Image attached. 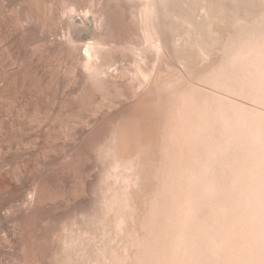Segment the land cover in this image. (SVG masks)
<instances>
[{"label":"bare ground","instance_id":"1","mask_svg":"<svg viewBox=\"0 0 264 264\" xmlns=\"http://www.w3.org/2000/svg\"><path fill=\"white\" fill-rule=\"evenodd\" d=\"M55 1H53V0L42 1L43 6H41V7L43 9V13H42L43 14L42 17H43V21H44V23H43L44 26L43 27L44 28L47 27L49 30H47V32H46V30H44V29H42L40 27V30L41 31L43 30V31L41 32L39 30L40 31L39 33L43 34L44 31H45V33H48V34H45V33L43 34V35H45V37L43 36V38H42V34H41V36H37L38 34L35 31V29H37V28L36 27L34 28L33 25H32L33 28H32V26L30 27L28 24H26L28 26V28H26L25 24L23 25V27H25V29H27V30L29 28H30L29 30L33 29L35 31V32L33 31L34 32L33 35L37 34L36 35L37 37L42 38L41 42L43 41V43H41L39 41V39L37 38L38 41H39L38 42L39 43V46H38L39 49L37 48V44L35 45L36 46L35 48H32V46H33L32 42L34 40V42L36 43V41H35L36 37L32 40L31 37H33V35L30 37L28 35V32H27V35H26L25 34L26 30L22 27L23 23H19V19H18L17 20L18 21V23H17L18 26H19V24H21L20 27H22L23 30H25V31H21L20 30V32H22V33H20L21 34L20 37L23 38V41H21L22 39L20 37H19V40L21 41L20 44L22 43L21 44L22 48H26L27 50L29 49V47H31L32 49H35V50L37 48L36 51H38L40 49L42 51V49H43V53H45V54L47 53V54H49L51 56H54L56 59H58V63H60L59 60H61V63L63 61L66 62V63H62V65L63 64H64V66L69 65V67H68L69 70L68 71H69L70 76H71V80H70L71 86H72V84L74 85V86L70 87V88L74 87V92H73L74 95L71 92V94L74 96V98H72V104H71L72 107L70 106L68 108V105H66L67 106L66 107L65 104H63L65 107L62 105V107L59 109V112H61L63 114H61L59 112H57V113L61 114L64 117V120L67 121L66 123L72 125L73 122H77L79 124V127L77 128L75 126L76 128L73 129L72 127L75 125L74 124L71 127L73 130L70 127H68L72 131L69 132V130H68V133H67L66 136L63 135L64 132H63V134L61 133L62 136L64 137L63 138L64 139V144L63 143L62 144L64 145V147L66 149L65 152H62V153L63 154L65 153V155H67L66 156L67 158L69 156V158L66 159V160H68L67 164H68V167H70V170L75 168L76 172L77 171L80 172V176H78V178L80 177V179L79 180L76 179V180L77 181H80L81 179L82 180L80 181L81 182L80 184L78 183L79 185L76 184L77 181H75L76 182L75 183L76 186L78 185V187H79L80 185H82V187L80 186L81 187L80 190H84L85 192L88 191L87 189L89 187V189H90L89 191H91L90 193H92V194H89V191H88V195H91L94 198V199H92V197L90 198V200L91 199L94 200V204L91 203V204L94 205V210L92 208V206H93L92 205L90 209L87 208L89 210V212L88 211H84V208H83V213H82V212L79 211L80 208H78V207H80V205L78 207L77 206L76 207L79 209L77 211H79L81 216H82V214L84 215L82 217L85 220L83 218H81V219H82V221L84 220V222L89 225L90 231L94 227H96V229L94 231V234H92L93 231H92V233H90V231L87 232L88 229L85 228L86 224L84 223L85 224V227H84V224H82L83 222L80 223L81 221L79 223L82 224L83 226L81 225L80 226L81 228H80L78 226V224H79L78 221L81 220V219H79L77 221V223H75V221H76L75 218L76 217L75 216L74 217L70 216V214H68V212L66 211L67 209H64V208H66L65 206H64V208L62 207V209H64L67 213H65V211H64V213L63 212L61 213V214L65 215V217H64V215H62L65 218V220L63 221V224L61 223L62 222L61 221L60 222L61 225H59L60 218H63V217H61V216L59 217L60 211H62V210L59 209L61 207V205H60V207L57 206L58 203H56L57 202L56 199L60 198L58 196H63V197L67 196V195H62V193H64L65 191L64 192L61 191V194H59V187L60 186H58V181H59L58 179L59 178L61 179L62 177L58 178V174L61 171L60 170L61 168H59V170H57V163H60L61 160L58 159L59 157H56L57 155L56 156L54 155L55 153L53 154V151L55 149L54 150H50V149H52V147L50 145L51 142L48 143V141H47L48 139L46 140V142L50 145V147H49L50 151L48 149H46L47 148L46 146L48 145V144H46V142L43 143L44 144L43 146L46 147L45 148L46 150L42 149V151H41L42 147L39 148V145H38L39 142H37V140L41 136V130H39V127L36 126L37 125L36 121H38V120H36V118H37L39 113L37 114L35 111L34 112H33V110L30 111V109L27 108V104L29 103L28 102V98H25L23 96L21 98L20 97L18 98L16 96L17 94L15 93L16 94L15 95L13 93L12 95H13V97L15 95L14 98L16 99L14 102L17 103L16 105L14 103V105H15L14 108H16L15 109L16 113L15 112L14 113L11 112V113L8 114V112L4 111L3 106L6 104V102H5V101H7L6 99L11 94H9V95L7 94L8 96H5L4 95L5 93L4 94L1 93L2 96L4 95L7 98H5V100L3 98L4 96L0 98V101H1L0 102V142H1V144H0V264H12V263L13 264H102V263L105 264V261L106 262L108 261L106 259L109 257V255H111L112 258L110 257V259L111 260L113 259L112 261H113L114 264H173V263L174 264H176V263L179 264V262H180V264H184V263H182L184 260H186V262L184 261L186 264H189V263H187L188 260H190L191 263L194 260L192 264H197V262H199V260H200V262L202 260L203 264H209V263L212 264L216 260L215 258L217 257V254H214V255H216V256H214L215 258L213 257L210 260V256L211 255L213 256V254H211V255L209 254L210 253V251H209L210 250L209 249L210 246H208L209 250H207V249L206 250L209 251V253L208 252H206V253L208 254L207 258H208L209 262H208L207 259H206L207 260V262H206V260H205L206 253H204L206 250L203 251L204 248H206V246H204V244H203L204 242H206L205 244H207V245H208V241L211 242V243H215L216 241L219 242V240H216V239H219L220 237L218 235H221L223 239L224 238L227 239V240L224 239L225 242L226 241L229 242V240H231V241H234V243H236V242L241 243V242L244 241V243L247 244L246 240H248L251 235H253L254 233L258 234L260 232L259 231L257 232V231L252 230V229L251 230L253 232L252 231H248V229L250 230V227L252 226L251 224L255 223V221H257V219H256L257 217L254 218L253 214L255 215V209L257 211L258 207L254 209V213H253L251 211V209L253 210V208L249 209L250 207L247 208L246 206H249L251 204L252 207H254L253 205H254V202H255V207H256V205H257L256 203H258V196L260 194L259 195H257L258 193L255 194L256 193L255 190L259 189L261 191L264 188L262 186L264 184H261L260 186L259 185H257V186L255 185L257 187L256 188L255 186H253V181H251L252 182L251 187L253 186V187L256 188L255 189V188L252 187L253 190L255 189L254 190L255 193H254L253 196H250V193L252 192V188L249 186L251 189L248 192L249 194L248 193L247 194L250 197H252L254 202L251 200L253 204L249 203V199H248L247 200L248 203L245 201L247 204L244 201H243V203H241L242 200L247 199V198H245V196L247 194H244V196H243V194H241L239 192L240 191L239 187L243 186V185L242 186H239V185L245 184V187H248V186H246V183L249 181V179H253V177H256V176L259 177L258 176L259 171L256 172L257 169L258 170L262 169L260 171V173L264 170V166H263V164H264V120H262V119H264V115H263V111H262L264 109V107H263L264 106V0H260V1L258 0L259 2L257 1L258 3H260L259 4L260 7H258V10L257 9L252 10V8H250V9L249 8L248 9L247 8L246 9H240L239 6L242 5L243 1H247V0H230L232 3L229 2V0L228 1L226 0L227 2L225 0L224 1L221 0L222 3H221V1L219 2L217 0V2H219L220 4L216 3L215 0H210V2L208 0H197V1L194 0V1H196V3H198V5H196V7H192V6L188 7V5L189 6L193 5V3L192 4L188 3L191 0H189V1L183 0L182 2L179 0L180 3H178V4H177L176 0H175L176 3L173 0L170 2L171 4L175 3V6H176V4L179 5V6L181 5L182 8H184V9L180 8L181 12L184 11V12L188 13V15H187V13H186V15H183L184 13L183 14L177 13L179 15L176 14L174 16V17H176L178 19L179 22H181V24L187 26L186 27L187 29H186V31L184 29L183 34L187 35L188 41H187L186 38H184V40L186 39L185 40L186 42H184L183 44H186L188 46L190 45L192 48L193 47L194 48L197 47L198 49H196V51L199 52V54L197 53L198 56H199L198 59L202 58L204 61L210 60L209 61L210 63L206 62L207 64H209V65H207L208 67H203V68L201 66H200L201 68L198 67V68H200V70L203 69V71L201 70L202 72H199L200 70L197 69L198 73L196 72V73L193 74V71L195 72L196 69L192 71V74H193V76L195 78L194 79L192 77V75H190L192 77V79H194V81L197 80V81L201 82L200 85L202 83H204V85L205 84H210L209 87H211V88H212V85L215 86L216 88L218 87L219 89L218 88L217 89L219 91H221V89H222L221 92H223V90L226 91L225 94L229 95V97L232 94V93H229V92H233V93L237 92V93H239L240 96H235V98L239 97V99H240V97H241V95L243 93L244 94L246 93L247 94L246 96H248V101H247V99H245V98H247V97H245V95L242 96L241 98L243 99V97H245L244 98L245 101L249 102V104H251L250 97H253V99L256 101L255 103L258 102L255 106H258L261 103L260 107H263V109L261 108L262 112H258V113H256V115L260 114L261 118L260 117L259 118L262 121H260V119L258 118L259 115L255 116L257 118V122H255V121L254 122L258 123V124H256V125H255V123L254 124L253 123L250 124V125H253L251 127H252V129L254 128V130H255V131L253 130L252 133L249 131L250 127H248V126H247L248 128L246 127V125L247 124L249 125V123L245 122L246 123L245 127L248 129L247 132H245L246 128L242 127V125L244 123H241L242 121H244L243 114L245 115L247 110L249 111L250 108L252 109V106L250 108L248 107V109L245 112H243V109L240 108L241 112H243V113L242 114L239 113V117H242L243 120L241 121V118H240L239 121H241V122H239V121L238 122H235V121L233 122L232 119L235 120V116L233 115L235 113L234 112L235 105H233L234 106L233 107V106H231V104H234V103H228V102H231L230 100H232V99L228 100V98H227L228 102H226V105H225V102H223L224 103V104H222V105H224L223 108L221 107V105H218L219 103L212 108V103H210V102L213 101L214 104H215V103H217L215 101L219 98V100H217V101L218 102L221 101L220 103H222L221 98L224 99L223 96H221V98H220L219 95H217L215 93L216 96H218V97H216L214 93L211 94L206 89L207 92L209 94H211V96L215 97V99H214V97H211L209 94H208L209 95L208 96L207 93L204 92V90L202 91L203 88L200 85H197L196 83H189L190 80H189V82L186 83L184 79H186L187 77H185L183 79V76L181 77L182 74L180 75V77H181L180 79H182L186 84L183 81H182L183 84H181L182 82H180V80L176 79V77H175V80L176 81L178 80L177 83L180 82L181 85L185 84L184 86H181V87L179 86V84H178L179 87L175 85L174 87H178V88H175V89H172L173 84H174L172 82H176L175 80H173V81L171 80L172 82L170 81L172 84L171 83H167L169 85V87H168V85L166 83H164V85H161V83H163V82L159 83V82H157L158 80L156 81V77H154V74H155L154 72H157L156 66L159 64V62L163 58V54L168 53L166 51L165 53L162 54V49L161 48H163V51L167 50V48H164L165 47L164 45H163L164 47H161L162 45H157V41L158 42H162L164 39L167 38L164 35L167 32L163 34V31H165V30H163L161 32L163 27H162V29H160L158 27L157 23H156L158 20L161 19V14H159V15L156 14V13H161L160 11L156 12L157 11V9H156V11L154 10L156 15L152 14L154 16V18L156 19V22H154V24L156 23L157 27H155L154 25L151 26L150 24L148 26L147 25L148 23L147 24L145 23V21H147L148 19L145 20V17L143 19L139 18V16H138L139 15L138 14L139 11L137 12L138 15L135 14V15H132V17H130L132 22L131 21H127L126 20L127 18L124 15L125 21H127L128 23H133V24H129V25H131V27L134 28V30H132L133 28L131 29L132 31H134L133 33L135 34L134 38H136V41H139V40H137L138 37H139L140 42H139V44H137V42L135 44V43H133L134 41L133 42L130 41V40H132L130 37L133 36V33L131 31H129L131 27L128 26V25H127L128 26L127 27L124 24L125 28L126 27L127 28L130 27L129 30H126V32L129 31L130 34L132 33L131 34L132 36L130 35V37H129V35H128L127 37H129V39H130L129 41L130 42L122 41V42H124V44H123V43H121L120 39H118V37L120 38L121 35L120 36L118 35L117 37L115 35L114 36L113 35H109L108 36V34L111 33L110 31L112 30V27H113V24H114V22H113L114 20L113 19H115L118 15L117 16H115L113 14L108 15L107 14L108 12H106V9L104 10L102 7H100L101 5L103 6V1H101L102 4L100 5V2L98 0H92V1L90 0L91 1V3H90L91 5L89 4L90 6L89 7L87 6L85 8L82 7V6H84L83 4H82V6H80V4H77L78 2H76L74 0H59V1L57 0L56 3L59 2L58 4H56ZM119 1L117 0V2H119ZM140 1H142V0H140ZM148 1H150V0H148ZM168 1L169 0H167V2ZM184 1H187V2H184ZM194 1H192V2H194ZM240 1H241V3H240ZM36 2H37V0H36ZM38 2H39V0H38ZM84 2H85V0H84ZM133 2H135V1H133ZM152 2H153V0L150 2L151 3L150 5H152ZM159 2H160V0H159ZM237 2L240 5L236 4ZM247 2H245V3H247ZM4 3H6V2H4ZM138 3H139V1H138ZM166 3H164V4H166ZM226 3L229 4V5H233V3H234L236 5L230 7ZM11 4H12V2H11ZM153 4L157 8V4L154 3V2H153ZM161 4H163V3H161ZM168 4H169V2H168ZM248 4H247V7L250 6V4H252V3H248ZM2 5H4V7H5V4H1V6ZM32 5H33V3H32ZM121 5L122 4H120V6ZM254 5H255V3H254ZM108 6L114 7L112 5H108ZM116 6H119V5H116ZM137 6H139V5H137ZM154 6H153V8H154ZM237 6H238V8H236ZM41 7L39 9H41ZM125 7L121 8L122 12H123V9ZM251 7H253V6H251ZM256 7L257 6H255V8ZM17 8H18V6H17ZM32 8H33V6H32ZM105 8H106V5H105ZM140 8H138V9H140ZM144 8H143V11H144ZM150 8L151 7L145 8V9L147 10V9H150ZM153 8H152V10H153ZM165 8H168V6H166ZM165 8H162V9H165ZM241 8H243V6H241ZM108 9H110V7ZM170 9H171V7H170ZM172 9L174 10V8H172ZM19 10H17V11H19ZM34 10H35V7H34ZM110 10H112V9H110ZM113 10H114V8H113ZM173 10H168V11H170V12L172 11V13H173ZM23 11H24V9H23ZM30 11L28 12V14H30ZM134 11H135V9H133L132 12H134ZM189 11L191 12L190 14L193 15L192 18H191L192 15L191 16L189 15ZM31 12H33V11H31ZM109 12L112 13L111 11H109ZM144 12H141V13H144ZM149 12H147V13H148V15L150 14L149 17H151V13H149ZM162 12H164V11H162ZM241 12L243 13V16H242L243 18H241V15H242V14L240 15ZM23 13L25 14V12H22V14ZM117 13H118V10H117ZM28 14H26V15H28ZM130 14H132V13H130ZM220 14H221V17L224 15L221 18L223 20H221L219 18L220 19L219 21H222L223 25L220 26L222 24L221 22H220V25L219 24L218 25L221 27V30H222V27L224 25H226L225 26L226 28L223 27V28H225V31L227 32L226 35H223V34H225L224 30H222L223 34H221V32L219 31L220 29H218L219 26L216 25L217 22H218V17H220ZM226 14H227V16H226ZM236 14H237V16L239 15L237 18H236V16H234ZM16 15H17V13H16ZM37 15H38V13H37ZM140 15L143 16L142 14H140ZM173 15H171V13L168 14V16H172V17H173ZM215 15L218 16V17H216ZM228 15L234 16L233 19L230 16L232 20H228V22L231 21L229 23L227 22L229 25L227 23L224 24L225 23L224 21L228 19V18L226 19L225 17H229ZM244 15H246V16L244 17ZM247 15L248 16L251 15L253 17H248ZM18 16H19V14H18ZM113 16H114V18H113ZM163 16H165V15H163ZM163 16H162V18H163ZM1 17H3V16H1ZM119 17H122V16H119ZM174 17L172 18L173 20H175ZM10 18L12 19L13 17H10ZM28 18L33 21V17H31V18L28 17ZM146 18H148V17H146ZM154 18L151 21H153ZM170 19H171V17H170ZM177 19L175 21H177ZM197 19H199V21ZM31 20L28 21V19H27L26 23L31 24ZM118 20H117V22H118ZM162 20H161V23H159L160 21L158 23L162 24ZM57 21L59 22L58 25L62 26L64 28V30L66 31L65 32L66 35L65 36L62 35L63 32L60 31L62 29V27H59V28H61V29L58 30V31H60V34H59L58 31H53V32H55L53 34V35H55L54 38H53L52 29L55 30V28H52L50 30V27H48V25L52 27L53 22H54V25H56L55 23ZM115 21H116V19H115ZM167 21H168V19H167ZM172 21H170V22H172ZM232 21H233V23H232ZM12 22H14V21H12ZM34 23H36V22H34ZM34 23H32V24H34ZM119 23H120V21H119ZM150 23L152 24L153 22H150ZM173 23L175 24L174 21H173ZM173 23H171V24L174 25ZM230 23H231V26H230ZM50 24H52V25H50ZM114 25H117V23L114 24ZM165 25H169V23L165 24ZM15 26H12V27H15ZM40 26H42V25H40ZM122 26H123V24H122ZM175 26H174V28L171 26L172 29H174V31L176 29H178V28H175ZM217 26H218V28H217ZM116 27L117 26H114V28H116ZM180 27H182V26H180ZM47 28H45V29H47ZM114 28H113V31H114ZM157 28H159V30ZM227 28H229L228 29L229 31L226 30ZM12 29H15V28H12ZM119 29L120 28H118L117 30H119ZM166 29H167V26H166ZM216 29H218V31L220 33ZM169 30H171V29H169ZM179 30H180V28H179ZM18 31H16V32H18ZM37 31H38V29H37ZM113 31H112V34H113ZM117 32H119V31H117ZM121 32H123V31H121ZM172 32H173V30H172ZM30 33H32V31ZM124 33L125 32H123L122 35L128 34V32L126 34H124ZM180 33H181L180 35H183L182 31ZM118 34H121V33H118ZM220 34H221V36L223 35L225 37L220 38L218 36ZM13 35H15V34H13ZM50 35H51V38H50ZM116 35H117V33H116ZM180 35H178V36H180ZM186 35L183 36V37H186ZM3 36H6V35H3ZM28 36L30 37L29 40H28V38H29ZM110 36H113V37H110ZM195 36H198V37L193 39V37H195ZM183 37L180 36V38H182V39H183ZM9 38H11V37H9ZM121 38H123V36H121ZM170 38L172 39L173 37H170ZM177 38L174 36L172 41L174 39H177ZM215 38H216V41H214ZM217 39L219 41H221V43H222V45L220 47H219L220 43L217 41ZM126 40H127V38H126ZM184 40H182V42ZM28 41H29V43H28ZM165 41H169V40H164L163 43ZM172 41L169 42L168 44L174 43V45L173 44H171V45L174 46L175 48H178V46L176 47L175 45L177 43L179 45L180 41L178 40L179 42H177L176 40H174V41H176V43L172 42ZM23 42L24 43H28V44L31 43L32 45L30 44L31 46L29 45V47L27 48V46H26L27 44H23ZM215 42H217V44L218 43L219 44L216 45ZM16 43H15V45H16ZM168 44H167V46H168ZM211 44L212 45L213 44L216 45L214 47V50H217V49L220 48L219 54H221V55L217 54L218 52L215 53V55L217 54L220 57L219 58L216 55L218 58L217 57H214V58H216L217 60H214V58L212 57V53L214 55V52H212V51H214V50L209 51L210 48L211 49L213 48ZM23 45L26 46V47H23ZM41 45H42V47L40 48ZM181 45H179L180 49L183 46L185 47V45H183L182 47H181ZM0 46H2V45H0ZM207 46H210V47L208 48ZM217 46L219 48H217ZM123 48H125V51L129 50L133 54V56L135 57L134 61L136 62V64H140L139 66H141V67L143 66L142 69L146 68V70L143 71L141 69V67H139V66H138V68H140V69L137 70V68L135 67L136 69L135 68L134 69L139 71V74L135 72L133 75H130V73L128 74L126 71L122 70L121 68L125 67L124 66L125 64L122 67H120L122 65L121 64L122 63V61H121L122 56L120 58L115 53L118 52V54H120V52H121L120 50L123 49ZM186 48H187V46H186ZM1 50H3V49H1ZM184 50L185 49H183V52H184ZM24 51H25V49H24ZM176 51H177V49H176ZM40 52L38 51V55H40L39 54ZM8 53H10V52H8ZM30 53H31V51H30ZM191 53H195V52H191ZM186 54L187 53H184V55L181 57V59L178 58V60H181L180 61L181 65L183 64L185 67L187 65L190 66L188 60H191L189 58V53L187 54V57L189 59L184 57ZM31 55L30 56L32 58L36 57V55L34 56V54H31ZM126 57H128V56H126ZM210 57H211V59H210ZM20 58H22V57H20ZM32 58H31V60H32ZM191 58H193V57H191ZM15 59H17V58L15 57ZM24 59H25V57H24ZM130 59H132V58H130ZM194 59H195V57H194ZM206 59H208V60H206ZM212 59L214 61H212ZM4 60H6V59H4ZM23 60H22V63H23ZM49 60L51 61L52 58L49 59ZM164 60H166V57L164 58ZM124 61H126V60H124ZM131 62H133V61L131 60ZM131 62H130V64H131ZM6 63H8V62H6ZM31 64L33 65V63H31ZM39 64H41V63H39ZM65 64H67V65H65ZM162 64H163V61H162ZM178 64H179V62H178ZM192 64H194V63H191V66H192ZM30 65H28V66H30ZM32 65L30 66L31 68H32ZM35 65L38 66V64H35ZM49 65H50V63H49ZM131 65H133V64H131ZM204 65H205V63H204ZM202 66H203V64H202ZM23 67H24V64H23ZM50 67H52V66H50ZM127 68H129V67L127 66ZM160 68H161V66H160ZM169 68L170 67L168 66V69ZM187 68L188 67H186V70H187ZM33 69H31V70H33ZM41 69H43V67ZM41 69L38 71L39 73H40ZM55 69H57V68H55ZM189 69H191V67H189ZM3 70H5V69H3ZM28 70L29 69H27V72H29ZM34 70H36V69H34ZM45 70H48V69H45ZM140 70H142L143 72H140ZM175 70H177V68ZM63 71H65V68H64ZM173 71H171V72L174 73ZM5 73H7V72H5ZM158 73H160V72H158ZM164 73H166V72H164ZM164 73L162 74L163 76H164ZM25 74H27V73H25ZM35 74H36V71H35ZM190 74H191V72H190ZM31 75H33V74H30L29 76H31ZM36 75H38V74H36ZM47 75H48V72H47ZM41 76H43V75H40V79L39 78H37V79H39L41 81L43 80L42 83L46 82V88L42 86L43 89L44 90H46L47 88L51 89V87L49 88V86L52 84V82L50 81V83L48 84L49 81L46 80L48 78L45 79V77H47V76H45V77L43 76L44 78L41 77ZM9 77H11V75ZM9 77H7V78H9ZM20 77H19V80H20ZM36 77H38V76H36ZM231 77H235L233 80L234 81L237 80V81L236 82H233V80L229 81V80H231L230 79ZM29 78H32V76L29 77ZM4 79H6V78H4ZM17 79H18V77H17ZM69 79H70V77H69ZM19 80H17V81H19ZM31 80L32 79H30V81ZM164 80L165 79H163L162 81H164ZM58 81H56V82L54 81V84H57ZM197 81H195V82H197ZM7 82H8V80H7ZM7 82H6V85H8ZM156 82L162 87V89L157 88L158 85H157ZM164 82H167V81H164ZM229 82H230V84H229ZM231 82H233V86L231 85ZM8 83L11 84L10 81ZM235 83H236L237 86H234ZM34 84H37V81ZM34 84H33V86H34ZM60 84H57L54 87L59 89L58 86ZM14 86H16V85H14ZM17 86H18V84H17ZM206 86L207 85H205L204 87H206ZM19 87H21V86H19ZM54 87H52V89H54ZM166 87H168V88L165 89ZM70 88H69V90H71ZM169 88H171V89H169ZM28 89H30V88H28ZM40 89H42V88H40ZM212 89H214V88H212ZM6 90H7V88H6ZM44 90H43V92H44ZM218 90H217V92H218ZM12 91H13V89H12ZM21 92H22V90H21ZM21 92L19 94H22ZM45 92H44V94L46 96V94L48 92L47 93H45ZM26 93H28V92H26ZM203 93L205 95H207V96H205L206 98H204V94ZM38 94H40V93H38ZM61 94L62 93H60V95ZM23 95L25 96L26 94H23ZM34 95H36V94H34ZM11 96L9 98H12ZM28 96H30V95H28ZM69 96H70V92H69ZM233 96L234 95H232V97ZM51 97H53V95ZM208 97H210V98H208ZM9 98H8L9 101L7 102V104L9 102H13ZM14 98H13V100H14ZM42 98H43V95H42ZM1 99L4 100V101H2ZM249 99H250V101H249ZM253 99H252V103L254 102ZM63 100H65V99H63ZM204 100L206 102L207 101H209V102H207L206 105H205V101ZM29 101H30V99H29ZM237 101H239V100H237ZM2 102H5V104L2 103ZM52 102H54V101H52ZM30 103H31V101H30ZM208 103H210L211 105L207 106V105H209ZM235 103H236V101H235ZM240 103H238V104H240ZM35 104H36V102H35ZM238 104H236L237 105L236 106L237 109L239 107H242V103H241V106H239ZM29 106L32 107V104H30ZM49 106H50V104H49ZM216 106H218V107L220 106L219 107L220 111L221 110L224 111V108H226L225 112L224 113L223 112H219V110H217L219 108L216 107ZM225 106H228V107H225ZM244 106H243V108H244ZM246 106H247V104H246ZM53 107H54V105H53ZM232 107H233V111H232ZM73 108L77 109V113L76 114H74V109ZM49 109H51V108H49ZM226 110L228 112H226ZM254 110L257 111V109H255V108H254ZM45 111L47 112V109ZM50 112H51V110H50ZM230 112L231 113L233 112L231 114L233 116H231L229 114ZM238 112L236 111V113H238ZM219 113H222V114H219ZM225 113H226V115H225ZM247 113L248 114H246V115L249 116L250 111L247 112ZM223 114H224V116H223ZM227 114H229L230 116L229 115L227 116ZM251 114L255 115L254 111ZM44 115H45V113H44ZM46 115H47V113H46ZM51 115H52V113H51ZM250 116H249V118H250ZM32 117H34L33 118L34 119V123L33 122L30 123L31 121L29 119H31ZM54 117H52V118H54ZM58 117H60V116H58ZM58 117H56V118H58ZM239 117H237L236 119L238 120ZM249 118L246 119V120H248L249 122L252 121V119L250 118V120H249ZM59 120H58V122H59ZM64 120L62 122H64ZM254 120H256V119H254ZM41 121L44 122L42 119H41ZM237 123H239V124L241 123V125H239V126L242 127L241 128L242 130L239 128L238 132H236V133H238V134H236V137H238V140H239L238 143L239 144L237 143V145L236 144L235 145L238 146V147L242 146L241 148L244 147V150L247 151V149L245 147V145L247 143H245V142L250 141V137H251L250 144L252 146H254V147L256 145V150H254L255 151L254 153L257 155V158L259 157L258 160H260L259 161L260 165L262 163L261 166L263 168H261V166L259 165L258 160H256L257 163H258L257 165H259V166L258 167L256 166V171L252 172V173L256 172L257 175L255 174V176H254V174L252 175V173H251V171H253L252 169H251L250 172H247L250 169L249 166L250 167L253 166V165L251 166L252 163L250 161H248V158L250 159V157L247 155L248 158L246 157V160L242 159L243 161L245 160V163H246V161L249 162V165H246L247 164L246 163L243 166H248L246 173L247 174L248 173L251 174V175L248 174V177H250V176H253V177L252 178H248V179L245 178L248 181L245 182V183H244V181H241L240 183H238L239 185L235 184L236 183L235 181H237V180L233 181L235 185L233 184V182H231L232 186L233 185L234 186L237 185V187H235V189L237 188L239 191L238 190H236V191H238L239 195L241 194V196L244 197V198H242V200H241V196H239L240 197V201L238 200L239 197L237 198L236 195H234L236 197L230 196V198L231 197L233 199L237 198L236 201H238L239 204L241 203V206L246 204L245 208H247V210L249 209L252 212V216L250 214L251 212L249 210L246 211V209L244 207H242V211H243V209H245L244 211H246L247 213L240 215L241 206H238V205H237L238 208L240 207L239 208L240 212H238L239 210L236 207V205H234V206L232 205L233 207L237 208L236 209L237 213H235L234 210H233L232 213H230L232 211L231 210L232 208L231 209L228 208V211L230 210V212L229 213L227 212V213L230 214V215L234 214V215H236V217H237V215L238 216L240 215L239 217H237L238 220L233 215L235 217V219H236L235 221L233 220L234 223L236 221L239 222L242 219L240 217L241 216L243 217L244 215L246 216L247 214L250 215L249 218L251 217V219L254 218L256 220L254 221L252 219L251 221H249V218H248V220L245 219V218L248 217V215H247V217L244 216L243 219H245V221L247 220V221L251 222L250 224H249V222L247 223V222L243 221V219L240 221V222L243 221L242 223H244V224L247 223V224L250 225L249 227L246 226L247 224L244 225L245 228H247L246 230L248 231V233L252 232L251 235L248 234V238L246 236H244V238L245 237L247 238L246 240L245 239L243 240L242 237L245 234L247 235V233H246L247 231L245 232V228L242 226V224H240V222L239 223L237 222L238 225L236 223L233 224V228L231 226H228V227H230V229L232 230V229L235 228V226L238 228V226L241 225V227L243 228L242 231L240 230V227H239L240 231L238 229L236 231H237V233H238V231H239V233L240 232L243 233V231H244V234L242 236H240V235H236L237 233L235 232V234H233V235H236V236H232L231 237L230 229L227 228V225H230L229 224L230 222L228 221L229 223H226L227 224L226 226L222 225V228H224V230L227 228V230H229L228 232H230V233H228L229 236L231 238L234 237V239H231V238L228 239V237L226 236V234H227L226 231L227 230H225L226 234L223 233V232L221 234L220 233L219 234H215L217 232H214V234L216 236H218V237H215L216 238L215 239L212 236V238H213L212 240L215 241V242L214 241L212 242V240L210 241L211 238H209V236L213 235V232H211L212 234L210 233L211 235H208L209 232H207L208 231L207 230V228H208L207 226H211V227L215 226L216 227L215 229H217V231L219 229V231H220L221 223H219L220 227H217L218 225L217 224H213V223H215L216 221L218 222L222 218L227 217V213H226V216H224L222 214L221 208H220V211L218 210V208H219V207H217L219 205L218 204L216 206L217 208H215V207L214 208L218 210V213L221 212L220 215L222 214L224 217H221L216 212L215 215L216 216L218 215L217 217H219L221 219L217 220L218 218L214 217L216 221L213 222V219L210 218L208 220V218L203 217V216L206 215V214L203 215L204 213L202 214L203 216H201V215L198 216V213H201L203 208L201 209V211L199 210L200 212H198V211H195V209H194V208H197V206H196V207L193 208V213L192 212H187V211H190L192 209V208H190V206L188 204V203H190V205H191L193 203L192 201L187 202V204L185 205V206H187V208L185 206H183V205L185 204L186 201H189L188 197L192 196V195H190L191 194L190 189H192L190 187L193 185L194 181L193 182H191V181L194 178L197 179L198 176L200 177L201 173L205 172V174H203L204 176L206 174L209 175V173L212 172L211 170L213 168L211 166H215L214 163L212 165V163H209V162L215 161V159H218L219 157L221 158L223 156L222 154L224 153V151H222V150H225V152H226V150L228 151V149H226V148L222 149L223 145H221V148H220L221 150L218 149L220 147L221 142H222L219 139L220 138L223 139L222 137H220V135L224 136V140H225V138H227L228 141L231 140L232 138L235 141L237 140L236 137L231 135L234 132V130H233L234 127L233 126H235L237 128V126H238ZM45 124H47V123H45ZM28 125H30V126L28 127ZM53 125H52V123L50 124L51 127ZM254 126H256V127H254ZM58 127H57V129H58ZM29 128H31V129H29ZM48 128H49V126H48ZM62 128H64V127H62ZM60 129H59V131H60ZM26 130H30V132L33 134L30 137L34 138V141L31 142V143H28V144H27V142H28L27 140L28 139H26V137H27L26 136ZM43 131L45 132V129ZM65 131H66V129H65ZM242 131H244L245 133H243ZM51 132L54 133L55 131L51 130ZM51 132H49V133H51ZM217 132L220 133V135H218ZM248 132H250V133H248ZM49 133H48V135H49ZM45 134H47V133L45 132ZM51 134H50V136H51ZM59 134L60 133H58V137H60ZM247 134H249L248 135L249 139L247 141H245L247 139L246 138ZM50 136H49V139H50ZM217 136L220 137L218 139L220 141V143L217 140ZM229 136H231L232 138L230 137V139H229ZM41 137H43V136H41ZM44 137H46V135ZM44 137H43V140L45 139ZM56 138H57V136H56ZM66 138H68V139H66ZM252 138H254L253 140H255V141H253ZM25 139H26V143H24ZM63 139H62V141H63ZM50 140H52V139H50ZM39 141H41V140H39ZM62 141H60V142H62ZM228 141L227 142L225 141L224 143L229 144L231 142L230 141L228 143ZM235 141H233L232 143H234ZM252 141H253V143L256 142L255 145L252 144ZM86 143L89 144V146L92 145L94 147L92 150L95 149L94 150L95 152L93 151L94 155H93L92 159L95 160V158H96L98 164L100 165L98 167V169H97V166H98V165L96 166L97 162H94V160H93V162L96 163V164H94L96 167L93 165L92 168L95 167L98 171L94 170V168H93L94 173L96 171V172H98L97 175H99V177H97V175H95L96 173L94 174L96 176V179L98 178L97 179L98 181H95V182H94V180H92V179H94L93 178L94 177L93 174H92V176H93L92 178H91L90 173H89V175H87V173L89 171L88 170V168H89L88 166L90 165V163H92V161H91L92 159H89L90 156H88V154L86 155V148L88 146ZM244 143H245V145H244ZM231 145L232 144H229V145H226V146H227V148H230L228 146H231ZM56 146L54 148H56ZM231 148L233 149L232 146H231ZM252 149H254V148L252 147ZM252 149L250 150L251 152H252ZM92 150H91V153H92ZM218 150L222 151V154ZM56 151H59V150H55V152ZM88 151H90V149ZM238 151L240 152V150H238ZM248 151H249V149H248ZM217 152H218V154H217ZM243 152H242V154H243ZM219 153L222 156H220ZM254 153H252V154H254ZM246 154H248V153H246ZM234 155L235 154H233V156ZM84 156L89 157V158L87 160H85L86 157L84 158ZM224 156H225V154H224ZM224 156H223V160L226 161L227 160L226 158L230 157L231 155H229L228 157H226V156L224 157ZM233 156H232V158H233ZM60 157L62 158V156H60ZM64 157H63V160H65ZM237 157H238V155H237ZM240 157H241V153H240ZM244 157H245V155H244ZM230 158H229V161H231ZM251 158H253V156ZM238 159H239V157H238ZM238 159L236 158V160H238ZM242 160H241V163L243 162ZM253 160H254V158H253ZM253 160H252V162H253ZM205 161L208 162L207 164H208V166L211 167V169H210V167L206 168L207 165L205 167V164H204ZM217 161H219V159ZM232 161H233L232 163L235 162L234 159ZM220 162H223V161L221 160ZM238 163L240 164V162H238ZM254 163H255V161H254ZM61 164L64 165L65 169H67V171H68L67 164L65 166V163H63V161L61 162ZM203 164H204V166H203ZM215 164H216V162H215ZM227 164H228V162H227ZM235 164L237 165V162ZM239 164H238V166H239ZM243 164H244V162H243ZM91 165H90V167H91ZM217 165H218V163H217ZM240 165H242V164H240ZM58 166H61V165H58ZM72 166H74V167L72 168ZM61 167H63V166H61ZM204 167H205V170L206 169L207 170L210 169V170H208L209 172L207 170L205 171ZM224 167H225V165H224ZM227 167H229V165ZM202 168H203V170H201ZM215 168H217V167H215ZM236 168H237V166H236ZM254 168H255V166H254ZM219 169H220V167H219ZM222 169H224V168H222ZM225 169H227L228 171L229 170L231 171V169H229V168H225ZM56 170H57V172H56ZM216 170L217 169L214 170V168H213V172H215ZM244 170H246V168ZM69 171L66 172L67 173L66 176L69 175L68 174V173H70ZM71 171H73V170H71ZM86 171H87V173H86ZM235 171H237V170H235ZM64 172L62 173V171H61V174H65ZM213 172L210 173V174L212 175ZM217 172H215L214 174L217 175L218 174ZM220 172H221L220 173L221 176H222V174L224 175V173H223L224 171L223 170H220ZM225 172L227 173V171H225ZM239 172H240V170H239ZM241 172H242V170H241ZM263 172L260 174V176L263 175ZM233 173H234V171H233ZM246 173H244V174H246ZM75 175H77V174H75ZM203 175L201 174L200 179L195 180V182H197L196 185H198V183H199L198 180L202 181L204 179ZM208 175H206L207 178L209 176H211V175H209V176ZM215 175H213V176H215ZM229 175H230V173H229ZM236 175H237V172H236ZM242 175H240V176H242ZM206 176H205V179H206ZM224 176H222V177L225 180H227L228 178L226 179ZM228 176H226V177H228ZM237 176L239 178H241L239 175H237ZM231 177H233V176H231ZM257 177H256V179H257ZM72 178H74V176H72ZM191 178H192V180L188 181ZM216 178H219V177H216ZM234 178H230L231 181ZM263 178H264V176H263ZM263 178L261 177L262 180H263ZM62 179H64V178H62ZM170 179L172 180V182L169 181ZM205 179L203 181H206ZM214 179L215 178L211 179L212 181H214V183L211 180L207 179V180H209L207 183H204V184L200 183V184H203V186L202 185L201 186L205 187V184H206V186H208L212 182L213 184H215V183L217 184V186H216V188H217V187H219L218 186L219 182L217 181V179H216V181ZM242 179L244 180V177ZM259 179L260 178H258V181H260ZM70 180H71V178L69 180L67 179L66 181H70ZM225 180H222L221 182H223ZM70 182H68V183L70 184ZM229 182L228 183H227V181L225 182V183L228 184V186L226 184H225L226 186H224L223 183H222V187L223 188L227 187L225 190L229 189V192H230V190L231 189L233 190L234 188H232V186L231 187L229 186L230 185ZM251 182L249 181L248 184H250ZM60 183H59V185H60ZM186 183H187V186L184 185ZM190 183H191V185H189ZM256 183L260 184L257 181H256ZM262 183H264V181ZM94 185H95L96 188H94L93 191H92L91 188H93ZM194 185L192 186L193 190H194V191L192 190L193 193L195 192V189L202 188L201 186H199V187L196 186L197 188H195ZM66 186H69V185H66ZM211 186H213V185H211ZM183 187L184 188L186 187V189L182 190ZM245 187L243 188V190L245 189ZM260 187L261 188L263 187V188L261 189ZM62 188H64V186L63 187L61 186L60 189H62ZM209 188L211 190H206L207 188L205 189V191H211V192H209V195H208L210 198L207 197L208 203L204 201L205 204L201 205V206L204 207V209H205V205L207 206V204H209L211 206L212 204L216 203L215 200H213L214 203L213 202H211L212 204L209 203V201H210L209 199H212L211 195H210V194H212V189L213 190L216 189L215 187H212V188L208 187V189ZM219 188L221 189V186ZM219 188L216 190V192H218V194H220L219 191H218ZM242 188H241V190H242ZM68 189H70V188H68ZM187 189H188V192L185 191ZM247 189H245V190H247ZM65 190H66V188H65ZM74 190L76 192L75 187H74ZM74 190H72V191H74ZM77 190H79V189H77ZM222 190H224V189H222ZM243 190H242V192L246 193L249 189L246 192L243 191ZM189 191H190V193H189ZM199 191L202 192L201 189ZM263 191H264V189H263ZM263 191H262V193H263ZM138 192H140V193H138ZM182 192H184V193L186 192L187 194L189 193V196L185 194L186 196H188L187 197L188 200H187L186 196H184V197L182 196V195H184V193H182ZM200 192L196 191L194 194L196 195V193H200ZM216 192L213 191L214 194ZM69 193H70L69 195H71V196L69 197V195H68V197H69V198L67 197L68 199H70L73 196L72 192H69ZM79 193H81L79 196H82L83 192L81 191ZM222 193H223V191H222ZM226 193H228V192H226ZM232 193L234 194L236 192H232ZM76 194H74V195L77 198L78 196ZM204 194L207 195L208 192H207V194L205 192H203V194H202V196H203L202 199L203 200L206 199V196ZM230 194L231 193H229V195ZM263 194H262V196L260 195L262 198H264ZM86 195H85L84 199H86ZM222 195H224V194H222ZM255 195L257 196L256 198L254 197ZM198 196L199 195H196V197L194 199L196 202H194L195 204H192V205H197L196 204V203H198L197 201L202 200L200 198L202 196L199 197L200 199L197 198ZM204 196H205V198H204ZM260 196H259V198H260ZM213 197L216 198L217 194H216V197L214 195H213ZM228 197H229L228 195H227V197H225L226 200H228L227 199ZM182 198H184V199H182ZM192 198H194V196H192ZM192 198H190V199L193 200ZM196 198L199 199V200H197ZM222 198L224 199V197H222ZM262 198H260V199H262ZM61 199H62V197H61ZM207 199H206V201H207ZM81 200H83V199H81ZM81 200L78 201L79 202L78 203L76 201V199H75L76 203H78V204H82ZM219 200H222V199L220 198ZM87 201H89V198L87 199ZM222 201H224V200H222ZM222 201H221V203H222ZM228 201H230V200H228ZM233 201H230V202H232V204L233 203L237 204V202H235V201L233 202ZM60 202H61V200H60ZM68 202H67V204H68ZM90 202H93V201H90ZM227 202L225 203V201H224L226 206L228 205ZM230 202H229V204H230ZM65 203H66V201H65ZM73 203H74V200H73ZM86 203L89 204L88 202H86ZM260 203H261V206H259V207H262V204H264V201H262V200L259 201L258 205ZM59 204H61V203H59ZM78 204H76V205H78ZM87 204L85 205L86 207H88ZM62 205H63V203H62ZM71 205H72V203H71ZM82 205H84V204H82ZM82 205H81V207H82ZM167 205H168V207H167ZM224 205H222L223 208L227 209L226 207H224ZM73 206L75 207V205H73ZM199 206L200 205L198 204V207ZM219 206H221V204ZM181 207H183L185 209L183 210V208H181ZM211 207H213V206H211ZM211 207H209L208 209L211 210ZM72 209L74 210V208L72 207L69 210V212H71V213L74 212V211H72ZM180 209H182L183 211H180ZM225 209L223 211L224 214H225V211H226ZM210 210H209L208 214L210 212H212V210L213 211H217V210H214V209H212L211 211ZM262 210L264 211V208L261 209V211ZM77 211H76V213H77ZM179 212H181V215L177 214ZM182 212H184V213H182ZM185 212H187L188 215H186ZM248 212H250V213H248ZM259 212H258V214L256 212L257 215H255V216L259 217V215H260ZM262 212H260V213H262ZM79 213H77L78 215H76V214H74V215L79 216L80 215ZM189 213H192L193 217H194V215L197 214L196 218L197 217L199 218L201 216L199 219L197 218L200 223L195 221L196 218L193 219V217H191L192 218V220H191V218L189 217V216H191V214H189ZM213 214H214V212L212 213V216H213ZM176 215L178 217H175ZM182 215H184V218H182L183 217ZM262 215H263V213H262ZM262 215H260V216L262 217ZM185 216L187 218V221L189 219L188 222H191V221L194 220L196 222V224L198 223L197 225L201 224L202 223L201 221L205 220L204 221L205 224H206V229L205 230H207L206 233L204 232L205 231L204 230L205 227L203 229H201L202 230V232H201L202 234L200 232L198 233V230L199 231H201V230L199 228L198 229L196 228V224L193 221V223L195 224V226L194 225L193 226L195 228H192V229L193 230L195 229L194 230L195 233L192 232L193 230L190 233H192V234L193 233L194 234L197 233L198 234V238H194L195 235H193L192 238L193 239H197V240L194 241L192 238H189V234H190L189 230H187L185 228L188 231L189 234L188 233L186 234V232H184V233L182 232V231H186V230L183 229V226L185 227L188 224V222L186 221L185 225H183L185 220H186ZM206 216L208 217V215H206ZM179 217H180V219L182 218V220H180V219L178 220ZM202 217L206 218L208 221L212 220V221H210V223L212 225H210V223H207L208 221L206 222V219L200 220ZM209 217H210V215H209ZM234 217L231 216L230 218L234 219ZM261 217H260V219H263V217L262 218ZM73 220H75V221L73 222ZM228 220H230V219H228ZM176 221L177 222L181 221V224H180V222L176 223ZM182 221H183V224H182ZM225 221H227V220H225ZM108 222H111V224H110L111 227L109 226ZM132 222H133V225L135 224V222L139 223L140 225L139 224H135L133 226V225H131ZM204 222L202 223L203 225L201 224V226L199 225V227L205 226ZM224 223H223V220H222V224H224ZM76 224H77V226H76ZM179 224L181 225V227L183 229V230H180L183 233V234L182 233H180V234H182L183 236L179 234L181 239H182L181 242L183 243L185 241V240L183 241V237L185 236L184 234H186V236H185L186 237L185 244H186V246L188 244L189 248L186 247L185 245H183V246H180V248L181 247H183V248H181V249L180 248H176L177 250H175V251H178V254L184 257L185 255L190 256L193 253H195L196 251L199 254V251H201L203 249L202 252H201L203 254H201V253L199 255L197 253H196V255L193 254V256H192V258H194L193 260L191 259V256H190V259H188V260H187V258H189L188 256L184 257L186 259H184L183 257L182 258L181 257H179V258L176 257L175 258V255H178L177 252L174 255V253H175L174 249H175L176 242L179 239V237L176 238L178 236V233H179V230H177V229H180V227H179L180 225ZM190 224L191 225H189L188 229H191V227H193L192 223H190ZM255 224H259L260 225L261 223L260 222L258 223V221H257V223H255ZM255 224H253L254 225L253 227L256 226ZM262 224H264V222H262ZM88 225H87V227H88ZM92 225H93V227H92ZM137 225H139L140 227L137 226ZM258 226H256V228H258ZM262 226H264V225H262ZM262 226H260V227H262ZM129 227L131 229H129ZM175 227H177V228H175ZM186 227H188V226H186ZM82 228L86 229L87 231L83 230ZM108 228H110L111 231ZM134 228H135V230H134ZM139 228H141V230ZM256 228H254V229H256ZM196 229H197V232H196ZM175 230L178 231V232L176 231L177 236L174 235V234H176V233H174ZM210 230H212V229H210ZM224 230L222 229V231H224ZM261 230H263V229H261ZM81 231H83V232H81ZM84 231H86V232H84ZM212 231H215L214 228H213ZM112 232H113L114 235L111 234ZM121 232L123 233L122 235H124V236H125V234H127V236H126L127 239H125L127 241V244H126V246H124V245L123 246L127 248L126 251L129 254L128 253H126V254L124 253L123 254L122 251H121L122 252L121 254H119L120 251L119 252L115 251V253H114L113 249H115V248L109 249L110 247L108 248V246H107V245H109V242H112L111 241L112 239L110 240L109 239L110 237L108 238L107 235L111 234L113 237H115V235H116L115 238L111 237L114 240V239H118L117 236L120 237L121 234H118V233H121ZM232 232L234 233V230ZM197 234H196V237H197ZM203 234H207L208 236L207 235H205V236L209 240L208 241H204L202 243V241L200 239L201 238H202V240L205 239V238L203 239V237H204V236H202ZM223 234H224L225 237H223ZM255 234L253 235V237L261 235V237L259 236V239L261 238L260 241H262V239H263L262 237L264 236V231H262L259 235H255ZM237 236L242 238V240L240 239L239 241L235 242V239L238 240V238H239ZM99 237H103L104 239L108 238V241L109 240L110 241L106 242V239H105V241H103V242H105V244H106L105 245L104 243L101 242L104 239L103 238L101 239ZM199 237H200V239H199ZM253 237H251L250 239L252 240ZM188 238L192 240V241L189 240L190 242L189 241L188 242L191 243V244L194 243L193 246H196L194 248H197V249L201 248V250L198 251V250L195 249L196 251H191L190 247L193 248V246H191L189 243H187V239ZM96 239H98V240L100 239L101 240L98 245H96V244L99 241L96 242ZM221 239H220V241H221ZM250 239H249V242L247 244L248 247H249V245H252L253 242H254V240H252L253 241L252 244H249L251 242ZM253 239H255V238H253ZM256 239L255 240L257 242L256 241L255 242L257 244H259L260 241L258 243V238L256 237ZM199 240L201 241V243H200ZM205 240H207V239H205ZM114 241H116V240H114ZM114 241H113V244H114ZM196 241L197 242L199 241L198 243H200L201 245L203 244L202 247H204V248L198 247L197 245H200V244H197V243L195 244ZM231 241L229 243H232ZM116 242H118V240ZM222 243L224 244L223 246L221 245L222 247H224L225 245H227L228 247L230 246V245H228L229 243L225 244L224 241ZM234 243H232V244H234ZM238 243H236V244H238ZM262 243H264V239H263ZM262 243H261L260 247L259 246L258 247L254 246V247L259 249L262 246H264V244H262ZM120 244H119V246L121 247ZM242 244L241 245L239 244V247H241V249L243 248ZM246 244H244V245H246ZM179 245H181V244H179ZM254 245H256V244L254 243ZM176 246L179 247L178 245H176ZM221 246H220V244L216 243V247H218V250H219V248L222 249ZM227 246H225V248ZM247 246H245V249L247 248ZM113 247H115V244H114ZM129 247H131V248L135 247V249H137V252H135V249H134L133 251L135 252V254L133 255L132 252H131V250L133 248L130 250ZM212 247H213V249H216L215 244ZM212 247H211V249H212ZM228 247H227V249L229 251H230V249L234 253L237 251L239 253V255L244 250V249H242V251H241V249H240V251H241L240 252V251H238L239 247H238V249L236 247H232V246H230V248H228ZM251 247H253V246H250V248ZM111 248H112V246H111ZM116 248H118V247H116ZM184 248H186L185 250L188 249L187 253L188 252H193V253L192 254H190V253L187 254L186 251H185L186 254L183 252V254H185V255H182L181 254L182 253L181 250H183ZM225 248L222 249V250H226ZM233 248H234V250H233ZM255 248H253L251 250L249 248H247L246 250L252 252ZM221 249H220V251H221ZM218 250H217V252H216V250L213 251V252H216V253L219 254L220 252H218ZM126 251H124V252H126ZM247 251L246 252L243 251L244 254L243 253L242 254L245 256V253L246 254L248 253L250 255L249 258L251 260L253 258L254 262H255L256 259H259L258 263H259V261H261V260L263 261L264 260V259L260 258V254L261 253L264 254V247L259 250L260 254H259V252L257 253L258 255H256V252H255V254L253 253L257 257H252L251 256L252 254L250 252H247ZM254 251H256V249ZM213 252H211V253H213ZM109 253H111V254H109ZM222 253H223V251H222ZM227 253H224V257L226 256L225 254H227ZM248 254H247V258L241 255L244 258V260H243V258H241V256H240V258L244 262H245V258L247 260H250V259H248ZM129 255L130 256L133 255V256L130 257ZM232 255H235V254H232ZM237 255L238 254H236V256ZM194 256L196 257V259H195ZM199 256L202 257L204 260L199 258ZM219 256H221V255L219 254ZM197 257L199 258L198 261H197ZM224 257H222V260H224L226 258V257L225 258ZM228 257H230V256H228ZM237 257L236 258L232 257L233 258L232 259L233 264L235 263L234 262L235 260L236 261H237V259L241 260V259H239V257L238 258ZM262 257L264 258V255ZM174 258L176 259V261H175L176 263L174 262V260H175ZM180 258H181V260H183L182 262L180 261ZM212 260H214V261L212 262ZM218 261H220V260H218ZM224 261H226V259ZM224 261H221V262H224ZM215 262H217V261H215ZM215 262H214V264H215ZM228 262H227V264H230ZM244 262H243V264H244ZM252 262H251V264H252ZM219 263L220 262H218L217 264H219ZM238 263L240 264V262L237 261V264ZM246 263L250 264L248 261ZM258 263L255 262V264H258ZM108 264H110V263L108 262ZM222 264H224V263H222ZM241 264H242V262H241ZM259 264H261V263H259Z\"/></svg>","mask_w":264,"mask_h":264},{"label":"rangeland","instance_id":"2","mask_svg":"<svg viewBox=\"0 0 264 264\" xmlns=\"http://www.w3.org/2000/svg\"><path fill=\"white\" fill-rule=\"evenodd\" d=\"M2 1H3V2H2ZM2 1L0 0V9H1V10H0V11H1V12H0V17L3 16V17L0 18V26L2 25V26H1L2 28L0 27V38H1V39H0V45H2V46H0V50L3 49V50L0 51V56H1V57H0V72H1V73H0V98L3 97L4 95H5V96H8L9 94L12 95L13 93H14V94L16 93L17 95H16V94H15V95H16L18 98H19V97L21 98L22 96L25 97V98H28V102H29V103L27 102V103H28V104H27V108L30 109V111L33 110V112L35 111L37 114L39 113L38 116H37V118H36V120H38V121H36V123H37L36 126H38V127H39V130H41V136L44 137V136L46 135V137H47V138L44 137V138H45L44 140H43V137H41V136L38 138L37 142H39V144H38V145H39V148L42 147V148H41V151H42V149L44 150L46 147H47L46 149L49 150V149H50L49 147H50V145H51L52 149H50V150H54V149H55V150H59V151H56L57 153L55 152V150L53 151V154L55 153L54 155H55V156L57 155L56 157H59L58 159L61 160L60 163H57V170H59V168H61L60 170L62 171V173L65 171V172H64L65 174H61V171H60V172L58 171L59 174L57 173V174H58V178H59V177L64 178V179H62V178H61V179H60V178L58 179V180L61 182V183H60V182L58 181V186H60V187H59V194H61V191H62V192L65 191L64 193H62V195H67V196H64V197H63V196H58V197H60V198L57 197L58 199H56V200H57L56 203H58L57 206L60 207V205H61V207H60V208L58 207V208L62 210V211L59 210V211H60L59 217H60V216L63 217L62 215H64V214H61V213H62V212L64 213V211H65L64 209H67L66 211L68 212V214H70V216H73V217L75 216V217H76V218H75L76 221L73 220V222L75 221V223H77V221H78L79 219L83 218L82 216H84L83 214H82V216H81V214L79 213V211L83 213V208H84V211H88V212H89V210H88L87 208L90 209L91 206L94 204V200H92V199H94V198H93V196L88 195V191L90 190L89 187H88V189H87L88 191H86V192H85L84 190H80L81 187H82V185H80L81 187H80V186L78 187V185L81 183L80 181H81L82 179H81L80 181H77V180L80 179V177L78 178V176H80V172H79V171L76 172V169H75V168H74V169H71V170H73V171L70 170V167H68V164H67L68 160H66V159L69 158V156H68V158H67V157H66L67 155H65V153H64V154L62 153V152H65V150H66L65 147H64V145H63V144H64V139H63L64 137L62 136L63 132H64L63 135L66 136L67 133H68V130H69V132H71V131H72L73 129H75L76 127H77V128L79 127V124H78L77 122H73L72 125L75 124L73 127H72L71 124L66 123L67 121H65V120H64V117L61 115V114H63V113L59 112V109L62 107L63 104H65V106L68 105V108H69V107L71 106V104H72V98H74V96H73V95H74V93H73V92H74V87H73V88H70V87H72V86H74V85L72 84V86H71V82H70V80H71V76H70V73H69V71H68V70H69V69H68L69 65H67V64H65V65H67V66H64V64L62 65V63H66V62L63 61V62L61 63V60H59L60 63H58V59H56L54 56H51V55H49V54H47V53H46V54L43 53V49H42V51H41V49L38 50L39 52L41 51V52L39 53L40 55H38V51H36L37 48L39 49V47H38V46H39V43H38V42H39V41L41 42L43 36L45 37V35H43V34L45 33V31L43 32V34L41 33V34H42V38L37 37V36H41V34L39 33V32L41 31V30H40V27H41L42 29L46 30V32H47V30H49L47 27H45V28H47V29H45V28L43 27V26H44V24H43L44 21H43V17H42V15H43V14H42V13H43V9H42L41 6H43L42 1H45V0H39V2H38V0H37V2H36V0H32V1H31V0H11V1H10V0H2ZM17 1H18V2H17ZM53 1H55V0H53ZM58 1H59V0H58ZM74 1L78 2L77 4H80V6H82V4H83L84 6H82V7L85 8V7H87V6L89 7V6L91 5L90 3H91L92 0H91V1H90V0H85V2H84V0H74ZM89 1H90V2H89ZM98 1L100 2V5L102 4L101 1H103V6L101 5L100 7H102L104 10L106 9V12H108V13H107L108 15H111V14H113V15H115V16L118 15V16L115 18L116 21H115V19H113V20H114V21H113L114 24L117 23V25H114V24H113L112 30L110 31L111 33L108 34V36H109V35H113V36L115 35L116 37H117L118 35H119V36H120V35L123 36L124 39L121 38V36H120V38L118 37V39H120L121 43H123V44H124L125 41H126V42H130V41L133 42V41H134L133 43H135V44H136V42H137V44H139V42H140L139 37H138V39H137V40H139V41H136V38H134V37H135V34L133 33L134 31H132V30H134V28L131 27V25H129V24H133V23H128V22H127V21H131V22H132V20L130 19V17H132V15H135V14H136V15L139 14V15H138L139 18H142V19H143V18L145 17V20L148 19V20H147L148 22L144 20L146 24L148 23V24H147L148 26H149V24H150L151 26L154 25L155 27H157V25H158V27H159L160 29H162V27H163V29L161 30V32H162L163 30H165V31H163V34L167 32L166 34H164L165 37H167V38L164 39V40H169V41H165V42H164L166 45L163 43L164 40H163L162 42H158V41H157V45H162L161 47H164V46H165L164 48H167V50H164V51H163V48H161V49H162V54L165 53L166 51L168 52V53L163 54V58H162L163 60L161 59V61L159 62L160 65L158 64V65L156 66V68H157V69H156L157 72H154L155 74L153 73V74H154V77H156V81L158 80L157 82H159V83L163 82V83H161V85H164V83H166V84H167V83H171L173 80H175V77H176V79H179L180 82H182L183 80L180 79V78L183 76V79H184L185 77H187L186 79H184L186 83L189 82V80H190L189 83H196L197 85H200L201 82L195 80V81L198 82V83H197V82L194 81L195 78H194L193 74L196 73V72L198 73V70H200L201 67H202V68H203V67H208L207 65H209V64H207V63H208L210 60L206 59V60H208V61H204L202 58H201L202 60H201V59H198V58H199V56H198L199 52L196 51V49H198V48H197V47H196V48H194V47L192 48V47L189 45V46L191 47V48H190L188 45L183 44L184 42H186L185 40L188 38L186 34H185L186 37H183V36H185V35L183 34V31H184V29H185V31H186V29H187L186 27H187V26L181 24V22H179L178 19H177L176 17H174V16H175L177 13H179V14H183V13H184L183 15H186L187 12H184V11L181 12V9H184V8H182L181 5H180L181 7H180L179 5H177L178 3H180L179 0H176V1H177L176 6H175V3H176L175 0H173V1L175 2L174 4H173V3H172V4L170 3L172 0H169V1H168L169 4H168L167 0H166V1H165V0H160V2H159V0H155V1L153 0V2L157 4V8L154 6L153 2H152V5H150V4H151L150 2H151L152 0H150V1H148V0H144L145 2H144L143 0H142V1H140V0H122V1L120 0V1H119V0H118L119 2H117V0H113V1H112V0H98ZM106 1H107V2H106ZM114 1H115V2H114ZM133 1H135V2H133ZM138 1H139V3H138ZM156 1H157V2H156ZM180 1L182 2L183 0H180ZM187 1H189V0H187ZM187 1H184V2H187ZM192 1H194V0H191V1H189L188 3H190V4L193 3L194 6H193V5H190V6L188 5V7H191V6H192V7H196V5H198V3H196L197 0L194 1V2H192ZM208 1L210 2V0H208ZM218 1L220 2L221 0H218ZM223 1H224V0H223ZM225 1H226V0H225ZM227 1H228V0H227ZM227 1H226V2H227ZM247 1H248V2H247ZM247 1H243L242 5H240L238 2H237L236 4H239V5H240V6H239L240 9H246V8H247V9H248V8L250 9V8H252V10H255V9L258 10V7H260V5H259L260 3H258L260 0H259V1H258V0H250L251 2H250L249 0H247ZM252 1L255 3V5H254V3H253ZM257 1H258V2H257ZM4 2H6V3H4ZM9 2H10V3H9ZM11 2H12V4H11ZM19 2H20L22 5H21ZM25 2H26V3H25ZM29 2H30L31 4H30ZM56 2H57V0L55 1V3H56ZM127 2H128V3H127ZM136 2H137V3H136ZM142 2H143V3H142ZM147 2H148V3H147ZM158 2H159V3H158ZM166 2H167V3H166ZM215 2H216V3H219V2H217V0H215ZM229 2H231V1L229 0ZM245 2H247V3H245ZM256 2H257V3H256ZM18 3H19V4H18ZM27 3H28V4H27ZM32 3H33V5H32ZM58 3H59V2H58ZM58 3H56V4H58ZM106 3H107V4H106ZM126 3H127V4H126ZM144 3H145V4H144ZM161 3H163V4H161ZM164 3H166V4H164ZM195 3H196V4H195ZM221 3H222V1H221ZM231 3H232V2H231ZM231 3H230V4H231ZM240 3H241V1H240ZM248 3H252V4H250V6L247 7V4H248ZM1 4H5V7H4V5L1 6ZM10 4H11V5H10ZM26 4H27V5H26ZM89 4H90V5H89ZM114 4H115V5H114ZM120 4H122V5H121L122 7L120 6ZM124 4H125V5H124ZM156 4H155V5H156ZM219 4H220V3H219ZM226 4H227V3H226ZM236 4L233 3V5H229V4H227V5L231 7V6H234V5H236ZM256 4H257V5H256ZM12 5H13V6H12ZM19 5H20V6H19ZM29 5H30V6H29ZM36 5H37V6H36ZM105 5H106V8H105ZM108 5H112V6H114V7H111V6H108ZM116 5H119V6H116ZM134 5H135V6H134ZM137 5H139V6H137ZM146 5H147V6H146ZM149 5H150V6H149ZM158 5H159V6H158ZM161 5H162L163 7H162ZM245 5H246V6H245ZM248 5H249V4H248ZM258 5H259V6H258ZM7 6H8V7H7ZM17 6H18V8H17ZM32 6H33V8H32ZM125 6H126V7H125ZM129 6H130V7H129ZM133 6H134V7H133ZM148 6L151 7V8H150L151 10H150V9H147V10L145 9V8H149ZM153 6H154V8H153ZM166 6H168V8H165ZM172 6H173V7H172ZM241 6H243V8H241ZM251 6H253V7H251ZM255 6H257V7L255 8ZM1 7H2V8H1ZM9 7H10V8H9ZM19 7H20V8H19ZM30 7H31V8H30ZM34 7H35V10H34ZM37 7H38V8H37ZM40 7H41V9H39ZM100 7H99V8H100ZM109 7H110V9H112V10L108 9ZM116 7H117V8H116ZM123 7H125V8L123 9V12H122L121 8H123ZM127 7H128L129 9H128ZM140 7H141V8H140ZM144 7H145V8H144ZM161 7H162V8H165V9H162ZM170 7H171V9H170ZM176 7H177V8H176ZM3 8H4V9H3ZM8 8H9L10 10H9ZM113 8H114V10H113ZM115 8L118 10V13H117V10H116ZM138 8H140V9H138ZM143 8H144V11H145V12L143 11ZM152 8H153V10H152ZM158 8H159L160 10H159ZM172 8H174V10H173ZM180 8H181V9H180ZM236 8H238V6H237ZM6 9H7V10H6ZM19 9H20V10H19ZM23 9H24V11H23ZM28 9H29V10H28ZM32 9H33V10H32ZM119 9H120V10H119ZM133 9H135L134 12H132ZM156 9H157V11H156ZM161 9H162V10H161ZM177 9H178V10H177ZM185 9H186V8H185ZM3 10H4L5 12H4ZM8 10H9V11H8ZM17 10H19V11H17ZM30 10L33 11V12H31ZM36 10H37V11H36ZM108 10L111 11L112 13H110ZM148 10H149L150 12H149ZM154 10H155L156 12H159V11L161 12V13H156V14H158V15L161 14V19L158 20L157 22H156V19H155L154 16H153V15L155 14V11H154ZM165 10H166V11H165ZM168 10H173V13H172V11L170 12V11H168ZM179 10H180V11H179ZM186 10H187V9H186ZM7 11H8V12H7ZM20 11H21V12H20ZM29 11H30V14H28ZM40 11H41V12H40ZM119 11H120V12H119ZM125 11H126L127 13H126ZM138 11H139V13L137 14ZM146 11L149 12V13H151V17H149L150 14L148 15V13H147ZM162 11H164V12H162ZM3 12H4V13H3ZM11 12H12V13H11ZM22 12H25V14H24V13L22 14ZM26 12H27V13H26ZM34 12H35V13H34ZM36 12L38 13V15H37ZM129 12L132 13V14H130ZM135 12H136V13H135ZM141 12H144V13H141ZM152 12H153V13H152ZM166 12H167V13H166ZM180 12H181V13H180ZM16 13H17V15H16ZM40 13H41V14H40ZM109 13H110V14H109ZM133 13H134V14H133ZM146 13H147V14H146ZM170 13H171V15L174 14L173 17L175 18V20L177 19V21H178L179 23H178L177 21L173 20V19H172V18H173L172 16H168V14H170ZM190 13H191V12L189 11V15L191 16L192 14H190ZM3 14H4V15H3ZM18 14H19V16H18ZM26 14H28V15H26ZM33 14H34V15H33ZM120 14H121V15H120ZM122 14H123V15H122ZM140 14H142L143 16H141ZM152 14H153V15H152ZM156 14H155V15H156ZM179 14H177V15H179ZM241 14H242V15H241ZM7 15H8V16H7ZM36 15H37L38 17H37ZM124 15H125V17L127 18V19H126L127 21H125V17H124ZM126 15H127V16H126ZM163 15H165V16H163ZM187 15H188V13H187ZM240 15H241V18H243V17H242V16H243V13H242V12L240 13ZM14 16H15V17H14ZM35 16H36V17H35ZM119 16H122V17H119ZM128 16H129V17H128ZM152 16H153V17H152ZM162 16H163V18H162ZM196 16H197V15H196ZM199 16H200V15H199ZM215 16H216V15H215ZM223 16H224V15H223ZM223 16H222V17H223ZM226 16H227V14H226ZM228 16H229V17L231 16L232 19H233L234 16H236V18H237L239 15L237 16V14H236V15H234V16H232V15H228ZM245 16H246V15H244V17H245ZM247 16H248V15H247ZM254 16H255V15H254ZM10 17H13V18L11 19ZM28 17H30V18L33 17V21H32L31 19H29ZM34 17H35V18H34ZM118 17H119V18H118ZM123 17H124V18H123ZM146 17H148V18H146ZM168 17H169V18H168ZM170 17H171V19H170ZM192 17H193V15L191 16V18H192ZM197 17H198V16H197ZM197 17H196V18H197ZM216 17H218V16H216ZM222 17H221V14H220V17H218V22H217L216 25H218V24L220 25V22L222 23V21H219ZM229 17H225L226 19H227V18H228V19L224 21V22H225L224 24H226V23L228 22V20H232L231 17H230V18H229ZM248 17H253V16L249 15ZM14 18H15V19H14ZM16 18H17V19H16ZM24 18H25V19H24ZM113 18H114V16H113ZM150 18H151V19H150ZM153 18H154V20L151 21ZM165 18H166V19H165ZM219 18H220V19H219ZM246 18H247V17H246ZM2 19H3V20H2ZM18 19H19V23H23V24H22V27H23V25L25 24L26 28H28V26L26 25V24H28L30 27L33 25L34 28L36 27V28L38 29V31H37V29H35V31H36L37 34H38V35L36 34V35H37V36H36V35H33L34 32H35L33 29H32V30H29V29H30V28H29V29L27 30V29H25V27H23V28L26 30V32H25L26 35H27V32H28V35H29L30 37L33 35V37H31L32 40L36 37V38H35L36 43L34 42V40H33V42H34L35 44L32 42V44H33L32 48H35V47H36L35 45L37 44V48H36V50H35V49H32L31 47H29V45L31 44V43L28 44L29 41H28V43H24V42H23V44H27L26 46H27V48L29 47V49L27 50L26 48H22V45H21L22 43L20 44V42L23 41V38L20 37V36H21L20 33H22V32H20V30H21V31H25V30H23V28L20 27L21 24H19V26H18V24H17V23H18V21H17ZM27 19H28V21L31 20V24L26 23ZM35 19H36V20H35ZM37 19H38V20H37ZM40 19H41L43 22H42ZM118 19H119V20H118ZM129 19H130V20H129ZM162 19H163V20H162ZM167 19H168V21H167ZM199 19H200V18H199ZM199 19H197V20L199 21ZM10 20H11V21H10ZM117 20H118V22H117ZM123 20H124V21H123ZM161 20H162V24H159V23H161ZM172 20L175 22V24L173 23ZM221 20H223V19H221ZM5 21H6V22H5ZM7 21H8V22H7ZM12 21H14V22H12ZM20 21H21V22H20ZM40 21H41V22H40ZM119 21H120V23H119ZM159 21H160V22H159ZM165 21H166V22H165ZM170 21H172V22H170ZM198 21H197V22H198ZM24 22H25V23H24ZM34 22H36L37 24L34 23ZM38 22H39V23H38ZM115 22H116V23H115ZM150 22H153V23L151 24ZM154 22H156L157 25H156V23L154 24ZM158 22H159V23H158ZM195 22H196V21H195ZM229 22H231V21H229ZM229 22H228V23H229ZM12 23H13V24H12ZM32 23H34V24H32ZM127 23H128V24H127ZM168 23H169V25H165V24H168ZM171 23H173L174 25H172ZM177 23H178V24H177ZM228 23H227V24H228ZM232 23H233V21H232ZM14 24H15L16 26H15ZM55 24H56V25H54V22H53V25L50 24V25H52V27L48 25V27H50V30H51L52 28H55V30L52 29V32H53V31H58L59 29H61V28H59V27H62V26L58 25V24H59L58 21H57ZM122 24H123V26H122ZM124 24H125V26H127V25L130 26V27H131V28L129 27L130 30H129V28H127L128 26L126 27V28H127V29H126L125 26H124ZM180 24H181V25H180ZM6 25H7V26H6ZM10 25H11V26H10ZM40 25H42V26H40ZM118 25H119V26L121 25V26L119 27ZM164 25H165V26H164ZM170 25H171L173 28H174V26L176 25L175 28H178V29L175 30L176 32L174 31V29H172V27H171ZM216 25H215V26H216ZM219 25H218V26H219ZM222 25H223V23H222L220 26H222ZM228 25H229V24H228ZM228 25H227V26H228ZM12 26H15V27H12ZM33 26H32V28H33ZM54 26H55V27H54ZM114 26H117V27L114 28ZM132 26H133V25H132ZM166 26H167V29H166ZM180 26H182V27H180ZM218 26H217V28H218ZM220 26H219L218 29H220L219 31L221 32V34H223V33H222V30L225 31V28H226L225 26H226V25L223 26V27H225V28L222 27V30H221V27H220ZM230 26H231V23H230ZM230 26H229V27H230ZM170 27H171V28H170ZM12 28H15V29H12ZM20 28H21V29H20ZM56 28H57V29H56ZM113 28H114V31H113ZM118 28H120V29L117 30ZM123 28H124V29H123ZM132 28H133V29H132ZM159 28H157V29L159 30ZM179 28H180V30H179ZM182 28H183V29H182ZM214 28H215V27H214ZM230 28H231V27H230ZM16 29H17V30H16ZM122 29H123V30H122ZM131 29H132V30H131ZM169 29H171V30H169ZM181 29H182V30H181ZM218 29H216V30L218 31ZM228 29H229V28H227L226 30L229 31ZM11 30H12V31H11ZM18 30H19V31H18ZM39 30H40V31H39ZM116 30L119 31V32H117ZM126 30L131 31V32L133 33V36L131 35L132 33H131V34L129 33V31H127L128 34H126V33H127ZM172 30H173L174 33L172 32ZM4 31H5V32H4ZM16 31H18V32H16ZM31 31H32V33H30ZM33 31H34V32H33ZM42 31H43V30H42ZM42 31H41V32H42ZM60 31L63 32V33L61 32L62 35H64V36L66 35V33H65L66 31L64 30L63 27H62V29H61ZM60 31H58L59 34H60ZM112 31H113V34H112ZM121 31L125 32L124 34H126V35H122L123 32H121ZM181 31H182V34H183V35H180V34H181V33H180ZM219 31H218V32H219ZM7 32H8V33H7ZM10 32H11V33H10ZM218 32H217V33H218ZM220 32H219V33H220ZM6 33H7V34H6ZM16 33H17V34H16ZM29 33H30L31 35H30ZM54 33H55V32H53L52 35H53ZM116 33H117V35H116ZM118 33H121V34H118ZM169 33H170V34H169ZM177 33H178V34H177ZM184 33H185V32H184ZM13 34H15V35H13ZM45 34H48V33H45ZM221 34L218 35V36H219L220 38H223V37H225V36H223V35H226L227 32L225 31V34H223L222 36H221ZM3 35H6V36H3ZM10 35H11V36H10ZM62 35H61V36H62ZM128 35H129V37H130V35L132 36V37H130L132 40H130L129 37H127ZM170 35H171V36H170ZM178 35H180L181 37H183V39L180 38V36H178ZM29 36H28V37H29ZM54 36H55V35H53V38H54ZM113 36H110V37H113ZM136 36H137V35H136ZM174 36H175L176 38L178 37L179 39H178V38H177V39H178L180 42H179L177 39H174V40H176L177 42H179V45L182 44L181 47H182L183 45H185V47L183 46V47L180 49V46L178 45V43L175 45L176 47L178 46V48H175L174 46L171 45V44L174 45V43H170V44H168L169 42L172 41V39L174 38ZM6 37H7V38H6ZM9 37H11V38H9ZM13 37H14V38H13ZM19 37L22 39L21 41L19 40ZM30 37L28 38V40L30 39ZM106 37H107V36H106ZM106 37H105V38H106ZM168 37H169V38H168ZM170 37H173V38L171 39ZM197 37H198V36H195V37H193V39H195V38H197ZM219 37H218V38H219ZM37 38L39 39V41H38ZM50 38H51V35H50ZM108 38H109V37H108ZM108 38H107V39H108ZM126 38H127V40H126ZM184 38H186V39L184 40ZM109 39H110V38H109ZM133 39H134V40H133ZM129 40H130V41H129ZM174 40H173L172 42H175V43H176V41H174ZM182 40H184V41L182 42ZM220 40H221V39H220ZM2 41H3V42H2ZM15 41H16L17 43H16ZM18 41H19V42H18ZM30 41H31V40H30ZM122 41H124V42H122ZM187 41H188V39H187ZM214 41H216V38H215ZM217 41L220 43V45H219V47H220V46L222 45V43H221V41H219L218 39H217ZM13 42H14V43H13ZM181 42H182V43H181ZM1 43H2V44H1ZM15 43H16V45H15ZM41 43H43V41H42ZM41 43H40V44H41ZM158 43H159V44H158ZM161 43H162V44H161ZM219 43H218V44H219ZM32 44H31V45H32ZM167 44H168V46H167ZM215 44L218 45L217 42H215ZM6 45H7V46H6ZM19 45H20V46H19ZM31 45H30V46H31ZM163 45H164V46H163ZM211 45H212V44H211ZM211 45H210V46H211ZM216 45L213 44V45H212L213 48H212V49L210 48L211 50L209 49V51L214 50V47H215ZM5 46H6V47H5ZM26 46L23 45V47H26ZM166 46H167V47H166ZM186 46H187V48H186ZM210 46H207V47L209 48ZM41 47H42V45L40 46V48H41ZM219 47L217 46V48H219ZM11 48H12V49H11ZM15 48H16V49H15ZM173 48H174V49H173ZM188 48H189L190 50H189ZM217 48H216V49H217ZM9 49H10L11 51H10ZM13 49H14V50H13ZM24 49H25V51H24ZM30 49H31V50H30ZM170 49H171L172 51H171ZM176 49H177V51H176ZM183 49H185L184 52H183ZM186 49H187V50H186ZM191 49H192V50L194 49L195 51H194V50L192 51ZM17 50H18V51H17ZM32 50H33V51H32ZM123 50H124V51H123ZM168 50H169V51H168ZM199 50H200V49H199ZM219 50H220V48L217 49V50L212 51V52H214V55H213V53H212V57H213V58H214V57H217V56L219 57V55H221V54H219ZM30 51H31V53H30ZM35 51H36V52H35ZM120 51H121L120 54H118V52H116L115 54L118 55L120 58H121V56H122V58H121V61H122L121 64H122V65L120 64L121 66H120V65H119V66L122 67V66L125 64V65H124L125 67H123L124 69H123V68H121V69L124 70V71H126L128 74L130 73V75H133L135 72L139 74V71H137V70L140 69V68H138V66H139L140 64H136V62L134 61V60H135V57L133 56V54H132L129 50H126V51H125V48L121 49ZM178 51H179V52H178ZM188 51H189V52H188ZM8 52H10V53L12 52V53L10 54V53H8ZM13 52H14V53H13ZM23 52H24V53H23ZM129 52H130V53H129ZM180 52H181V53H180ZM182 52H183V53H182ZM191 52H195L196 54H195V53H191ZM217 52H218V53H217ZM15 53H16V54H15ZM18 53H19V54H18ZM22 53H23V54H22ZM35 53H36V54H35ZM113 53H114V52H113ZM122 53H123V54H122ZM184 53H187V54L189 53V58L191 59V60H188L189 58L187 57V54L184 56V57L188 58L187 60L189 61V65H190V66H188V65L186 66V67H188L187 70H186V67H185L183 64H182L183 66L181 65V63H180L181 60H178V58L181 59V57L184 55ZM197 53H198V54H197ZM215 53H217V54H219V55L216 54V55H217V56H216ZM12 54H13V55H12ZM21 54H22V55H21ZM24 54H25V55H24ZM31 54H34V56L36 55V57L32 58L33 56H32ZM44 54H45V55H44ZM121 54H122V55H121ZM126 54H127V55H126ZM128 54H129V55H128ZM174 54H175V55H174ZM176 54H177V55H176ZM180 54H181V55H180ZM190 54H191V55H190ZM10 55H11L12 57H11ZM14 55H15V56H14ZM30 55H31L32 57H31ZM41 55H42V56H41ZM130 55H131V56H130ZM166 55H167V56H166ZM196 55H197V56H196ZM6 56H7V57H6ZM13 56H14V57H13ZM40 56H41V57H40ZM50 56H51V57H50ZM126 56H128V57H126ZM190 56L193 57V58H191ZM209 56H210V55H209ZM209 56H208V57H209ZM2 57H3V58H2ZM15 57H16L17 59H15ZM20 57H22V58H20ZM24 57H25V59H24ZM30 57L32 58V60H31ZM39 57H40V58H39ZM124 57H125V58H124ZM165 57H166V60H164ZM173 57H174V58H173ZM176 57H177V58H176ZM194 57H195V59H194ZM200 57H201V56H200ZM218 57H217V58H218ZM51 58H52V60H51L52 62L49 60V59H51ZM54 58H55V59H54ZM123 58H124V59H123ZM130 58H132V59H130ZM133 58H134V59H133ZM167 58H168V59H167ZM169 58H170V59H169ZM175 58H176V59H175ZM196 58H197L198 60H197ZM219 58H220V57H219ZM4 59H6V60H4ZM9 59H10V60H9ZM14 59H15V60H14ZM23 59H24L25 61H24ZM129 59H130V60H129ZM172 59H173V60H172ZM210 59H211V57H210ZM7 60H8V61H7ZM22 60H23V63H22ZM54 60H55V61H54ZM124 60H126V61H124ZM131 60H132L133 62H131ZM169 60H170V61H169ZM177 60H178V61H177ZM196 60H197V61H196ZM199 60H200V61H199ZM214 60H217V59L214 58ZM214 60L212 59V61H214ZM3 61H4V62H3ZM5 61L8 62V63H6ZM10 61H11V62H10ZM14 61H15V62H14ZM17 61H18V62H17ZM39 61H40V62H39ZM42 61H43V62H42ZM48 61H49V62H48ZM53 61H54V62H53ZM128 61H129V62H128ZM162 61H163V64H162ZM176 61H177V62H176ZM195 61H196V62H195ZM202 61H203V62H202ZM1 62H2V63H1ZM25 62H26V63H25ZM28 62H29V63H28ZM30 62L33 63V65H32ZM37 62H38V63H37ZM46 62H47L48 64H47ZM123 62H124V63H123ZM127 62H128V63H127ZM130 62H131V64H133L134 66L131 65ZM166 62H167V63H166ZM170 62H171V63H170ZM178 62H179V64H180L181 66L178 64ZM190 62H191V63H194V64H192V66H191V63H190ZM206 62H207V63H206ZM11 63H12V64H11ZM39 63H41V64H39ZM49 63H50V65H49ZM164 63H165V64H164ZM196 63H197V64H196ZM199 63H200V64H199ZM201 63L203 64V66H202ZM204 63H205L206 66L204 65ZM209 63H210V62H209ZM7 64H8V65H7ZM23 64H24V67H23ZM30 64L32 65V68L30 67V66H31ZM35 64H38V66L35 65ZM42 64H43V65H42ZM44 64H45V65H44ZM46 64H47V65H46ZM28 65H30V66H28ZM59 65H60V66H59ZM135 65H136V66H135ZM162 65H163V66H162ZM193 65H194L196 68H195ZM2 66H3V67H2ZM9 66H10V67H9ZM25 66H26V67H25ZM34 66H35V67H34ZM41 66L43 67V69H41V68H42ZM50 66H52V67H50ZM53 66H54V67H53ZM55 66H56V67H55ZM58 66H59V67H58ZM127 66H128L129 68H127ZM160 66H161L162 69L160 68ZM168 66L170 67L169 69H168ZM200 66H201V67H200ZM18 67H19V68H18ZM21 67H22V68H21ZM37 67H38V68H37ZM49 67H50V68H49ZM130 67H131V68H130ZM135 67L137 68V70H135V69H136ZM139 67H141V66H139ZM142 67H143V66H142ZM142 67H141V69H142ZM166 67H167V68H166ZM172 67H173V68H172ZM184 67H185V68H184ZM189 67H191V69H189ZM193 67H194V68H193ZM198 67H200V68H198ZM8 68H9V69H8ZM13 68H14V69H13ZM33 68L36 69V70H34ZM44 68H45V69H48L49 71H48V70H45ZM55 68H57V69H55ZM64 68H65V71H63ZM134 68H135V69H134ZM176 68H177V70H175ZM3 69H5V70H3ZM6 69H7V70H6ZM10 69H11V70H10ZM17 69H18V70H17ZM27 69H29V70H28L29 72H27ZM31 69H33V70H31ZM37 69H38V70H37ZM40 69H41V71H40V73H39L38 71H39ZM50 69H51V70H50ZM58 69H59V70H58ZM66 69H67V70H66ZM180 69H181V70H180ZM195 69H196V70H195ZM197 69H198V70H197ZM21 70H22V71H21ZM30 70H31V71H30ZM128 70H129V71H128ZM131 70H132V71H131ZM142 70L145 71L146 68H144V69H142ZM142 70H140V72H143ZM166 70H167V71L169 70V71H168L169 73H168ZM173 70H174V71H173ZM183 70H184V71H183ZM188 70H189V71H188ZM193 70H195V72H194ZM201 70L203 71V69H201ZM201 70H200L199 72H202ZM3 71H4V72H3ZM13 71H14V72H13ZM16 71H17V72H16ZM20 71H21V72H20ZM35 71H36V74H38V75L35 74ZM44 71H45L46 73H45ZM171 71H173L174 73H172ZM178 71H179V72H178ZM187 71H188L189 73H188ZM192 71H193V74H192ZM2 72H3V73H2ZM5 72H7V73H5ZM8 72H9V73H8ZM15 72H16V73H15ZM30 72H31V73H30ZM47 72H48V75H47ZM50 72H51V73H50ZM52 72H53V73H52ZM58 72H59V73H58ZM158 72H160L161 74L158 73ZM164 72H166V73H164ZM170 72H171V73H170ZM177 72H178V73H177ZM182 72H183L184 74H183ZM190 72H191V74H190ZM17 73H18V74H17ZM25 73H27V74H25ZM163 73H164V76L162 75ZM30 74H33V75H31L32 78H29V77H31V76H29ZM52 74H53V75H52ZM58 74H59V75H58ZM167 74H168V75H167ZM170 74H171V75H170ZM181 74H182V75H181ZM1 75H2V76H1ZM10 75H11V77H9ZM24 75H25V76H24ZM40 75H43L44 77L47 76V77H45V79L48 78V79H46L47 81H49L48 84L50 83V81L52 82V84L49 86V88L51 87V89H48V88H47L48 90H47V89H46V90L43 89V87L46 88V82H45V83H42L43 80H42V81L39 80V79H40ZM49 75H50V76H49ZM57 75H58V76H57ZM158 75H159L160 77H159ZM180 75H181V77H180ZM190 75H192V77H193L194 79H192V77H191ZM20 76H21V77H20ZM28 76H29V77H28ZM34 76H35V77H34ZM36 76H38V77H36ZM43 76H41V77H43ZM48 76H49V77H48ZM53 76H54V77H53ZM61 76H62V77H61ZM168 76H169V77H168ZM170 76H171V77H170ZM188 76H189V77H188ZM233 76H234V75H233ZM1 77H2V78H1ZM7 77H9V78H7ZM17 77H18V79H17ZM19 77H20V80H19ZM25 77H26V78H25ZM27 77H28V78H27ZM44 77H43V78H44ZM50 77H51V78H50ZM63 77H64V78H63ZM69 77H70V79H69ZM4 78H6V79L8 80V82L10 81L11 84H9V83L7 82V80L4 79ZM15 78H16V79H15ZM34 78H35V79H34ZM37 78H39V79H37ZM54 78H55V79H54ZM65 78H66V79H65ZM170 78H171V79H170ZM173 78H174V79H173ZM234 78H235V77H231V78H230L231 80H229V81H232ZM12 79H13V80H12ZM30 79H32V80L30 81ZM36 79H37V80H36ZM163 79H165L164 81H167V82L162 81ZM11 80H12V81H11ZM17 80H19V81H17ZM27 80H28V81H27ZM52 80H53V81H52ZM58 80H59V81H58ZM60 80H61V81H60ZM159 80H160V81H159ZM171 80H172V81H171ZM187 80H188V81H187ZM192 80H193V81H192ZM5 81L7 82L8 85H6V82H5ZM33 81H34V82H33ZM36 81H37V84H34V83H36ZM39 81H40V82H39ZM54 81H55V82L58 81L57 84H60V83H61V84H60L61 86H60V85L58 86L59 89L56 88V87H54V86L57 85V84H54ZM168 81H169V82H168ZM170 81H171V82H170ZM175 81H176V80H175ZM177 81H178V80H177ZM177 81H176V82H172V83H174V84H173V87H174L175 85L178 86V84H179L180 87H181V86H184V85L186 84V83L183 81L185 84H184V85H181V84H183V82L180 84V82L177 83ZM236 81H237V80H235V81L233 80V82H236ZM59 82H60V83H59ZM157 82H156V83H157ZM233 82H231V85H232V86H233ZM1 83H2V84H1ZM4 83H5V84H4ZM14 83H15V84H14ZM20 83H21L22 85H21ZM39 83H40V84H39ZM41 83H42V84H41ZM67 83H68V84H67ZM172 83H171V84H172ZM13 84L16 85V86H14ZM17 84H18V86H17ZM33 84H34V86H33ZM66 84H67V85H66ZM69 84H70V85H69ZM166 84H165V85H166ZM171 84H170V85H171ZM202 84H203V85H202ZM202 84L200 85V86L203 88L202 91L204 90V92L207 93V95H208L209 93H211V94H213V93L215 94V93H216L217 95H219L220 98H221V96H223V98H224V99L221 98L222 103H220L221 101H219V102L217 101V100H219V98H218V99L216 98L217 100H216L215 102H217V103H215V104H214L213 101L210 102V103H212V108H213L215 105H217L218 103H219L218 105H221V107L223 108V107H224V105H222V104H224L223 102H225V105H226V102H228V101H227V98H228V100H229V99H232V100H230L231 102H228V103H234V104H231V106L235 105V107L233 106V107H234V112H235L233 115L235 116V120L232 119V121H233V122H234V121H235V122H238V121L240 120V118H241V121L244 119V121H242V122L239 121V122H241V123H244V124L242 125V127L246 128V127L248 126V127H250V128H249V131H250L251 133L253 132L254 128L252 129V127H251V126H253V125H250V124H251V123L254 124L255 122H257V118H256L255 116H258V115H259L258 118H259V117L261 118L260 114H257V115H256V113H258V112H262V111H263V115H264V109H263L264 106H263V107H260L261 103H260V105L255 106L258 102L255 103L256 101L253 99V97H250V99H251V104H249V102H247V101H248V96H246V95H247L246 93H245V94H244V93H243V94L241 93V94H242L241 97L245 95V97H247V98L243 97V99L245 98V99H247V101H245V99L243 100L241 97H240V99H239V97H236V98H237V99H236L235 96H240V94L237 93V92H236V93L229 92V93H232V94L230 95V97H229V95L225 94L226 91L223 90V92H221L222 89H221V91H219V90H218V89H219L218 87H217V88H218V89H217L215 86L212 85V88H214V89H212L211 87H209L210 84H205V85H207L206 87H204V86H205L204 83H202ZM227 84H228V83H227ZM229 84H230V82H229ZM229 84H228V85H229ZM9 85H10V86H9ZM38 85H39V86H38ZM40 85H41V86H40ZM44 85H45V86H44ZM157 85H158L157 88L162 89V87H161L158 83H157ZM167 85H168V84H167ZM167 85H166V86H167ZM11 86H12V87H11ZM19 86H21V87H19ZM28 86H29V87H28ZM42 86H43V87H42ZM171 86H172V85H171ZM171 86H170V87H171ZM179 86H178V87H179ZM234 86H237L236 83H235ZM1 87H2V88H1ZM26 87H27V88H26ZM36 87H37V88H36ZM38 87H39V88H38ZM52 87H54V89H52ZM67 87H68V88H67ZM168 87H169V85H168ZM168 87H166L165 89H167ZM173 87H172V89L178 88V87H174V88H173ZM6 88H7V90H6ZM28 88H30L31 90L28 89ZM33 88H34V89H33ZM40 88H42V89H40ZM66 88H67V89H66ZM69 88H70L72 91L69 90ZM215 88H216V89H215ZM232 88H233V87H232ZM12 89H13V91H12ZM14 89H15L16 91H15ZM18 89H19V90H18ZM63 89H64V90H63ZM169 89H171V88H169ZM206 89L208 90L209 93L207 92ZM21 90H22V92H21ZM23 90H24V91H23ZM32 90H33V91H32ZM43 90H44V92L46 91L45 93L48 92V93L46 94V96H45ZM59 90H60V91H59ZM158 90H159V89H158ZM217 90H218V92H217ZM30 91H31V92H30ZM34 91H35V92H34ZM36 91H37V92H36ZM39 91H40V92H39ZM54 91H55V92H54ZM61 91H62V92H61ZM66 91H67V92H66ZM68 91L70 92V96H69V92H68ZM167 91H168V90H167ZM210 91H211V92H210ZM20 92H21L22 94H19ZM26 92H28V93H26ZM63 92H64V93H63ZM71 92L73 93V95L71 94ZM1 93H2V94L5 93V94L2 96ZM32 93H33V94H32ZM38 93H40V94H38ZM57 93H58V94H57ZM60 93H62V94L60 95ZM219 93H220V94H219ZM221 93H222V94H221ZM227 93H228V92H227ZM7 94H8V95H7ZM23 94H26V95L24 96ZM34 94H36V95H34ZM48 94H49V95H48ZM51 94L53 95L54 98L51 97V96H52ZM63 94H64V95H63ZM203 94H204V93H203ZM211 94H209V95L211 96ZM216 94H215V96H216ZM11 95H10V96H11ZM15 95H14V97H15ZM20 95H21V96H20ZM28 95H30V96H28ZM31 95H32V96H31ZM37 95H38V96H37ZM42 95H43V98H42ZM62 95H63V96H62ZM207 95L204 94V98H206L205 96H207ZM209 95H208V96H209ZM232 95H234V96L232 97ZM5 96L3 97L4 100H5V98H7V97H5ZM10 96H8V98H9ZM35 96H36V97H35ZM48 96H49V97H48ZM55 96H56V97H55ZM59 96H60V97H59ZM66 96H67V97H66ZM71 96H72V97H71ZM11 97H12V98H9V99L12 100L13 102H9V103L7 104V102L9 101L8 98L6 99L7 101H5L7 105L5 104V102H2V103L5 104V105L3 106V109H4L5 112H8V114L11 113V112H12V113H14V112L16 113V110H15L16 108H14L15 105L17 104V103L14 102L16 99L13 97V95H12ZM44 97H45V98H44ZM211 97H214V96H211ZM216 97H218V96H216ZM3 98H2V99H3ZM13 98H14V100H13ZM32 98H33V99H32ZM36 98H37V99H36ZM38 98H39V99H38ZM57 98H58V99H57ZM62 98L65 99V100L67 99V100L65 101V100H63ZM68 98H69V99H68ZM208 98H210V97H208ZM208 98H207V99H208ZM2 99H1V100H2ZM29 99H30L31 103H30ZM55 99H56V100H55ZM207 99H206V100H207ZM214 99H215V97H214ZM225 99H226V100H225ZM233 99H234V100H233ZM250 99H249V101H250ZM252 99L254 100L253 103H252ZM4 100H2V101H4ZM34 100H35V101H34ZM36 100H37V101H36ZM42 100H43V101H42ZM49 100H50L51 102H50ZM210 100H211V99H210ZM237 100H239V101H237ZM240 100H241V101H240ZM38 101H39V102H38ZM52 101H54V102H52ZM57 101H58V102H57ZM69 101H70V102H69ZM204 101H205V100H204ZM232 101H233V102H232ZM235 101H236V103H235ZM0 102H1V101H0ZM35 102H36V104H35ZM45 102H46V103H45ZM59 102H60V103H59ZM207 102H209V101H207ZM207 102L205 101V105H206ZM240 102L242 103V107H239V108H238V109L240 110V111H239V110L237 109V107H236V106H237L236 104H238V103H240ZM14 103H15V105H14ZM37 103H38V104H37ZM43 103H44V104H43ZM53 103H54V104H53ZM56 103H57V104H56ZM210 103H208L209 105H207V106H210V105H211ZM228 103H227V104H228ZM241 103L238 104V105L241 106ZM9 104H10V105H9ZM30 104H32V107L29 106ZM49 104H50V106H49ZM213 104H214V105H213ZM246 104H247V106H246ZM42 105H43V106H42ZM53 105H54V107H53ZM56 105H57L58 107H57ZM244 105H245L246 107H245ZM248 105H249V106H248ZM10 106H11V107H10ZM33 106H34V107H33ZM63 106H64V105H63ZM65 106H64V107H65ZM243 106H244V108H243ZM251 106H252V109L250 108ZM66 107H67V106H66ZM71 107H72V106H71ZM216 107H218V106H216ZM219 107H220V106H219ZM219 107H218V108H219ZM225 107H228V106H225ZM233 107H232V111H233ZM248 107L250 108V109H249V111H250L249 116L251 115L250 118L252 119V121H250V122H249L248 120H246V119L249 118V116L246 115V114H248L247 112H249V111L247 110ZM49 108H51V109H49ZM53 108H54V109H53ZM229 108H230V107H229ZM240 108L243 109V112H245V111L247 110L246 113H245V115L243 114V119H242V117H239V113H240V114L243 113V112H241V109H240ZM254 108L257 109V111L254 110ZM261 108H262L263 110H262ZM46 109H47V112L45 111ZM73 109H74V114H76V113H77V109H75V108H73ZM73 109H72V110H73ZM225 109H226V108H224V111H223V110L220 111V108L217 109V110H219V112H223V113H224V112H225ZM244 109H245V110H244ZM14 110H15V111H14ZM50 110H51V112H50ZM227 110H228V109H227ZM227 110H226V112H228ZM252 110L254 111L255 115H254V114H251V113H253ZM261 110H262V111H261ZM41 111H42V112H41ZM53 111H54V112H53ZM75 111H76V112H75ZM236 111H237V112L239 111V112L236 113ZM43 112L45 113V115H44ZM57 112H59V113H61V114H59V113H57ZM216 112H217V111H216ZM46 113H47V115H46ZM51 113H52V115H51ZM217 113H218V112H217ZM232 113H233V112H232ZM232 113L230 112L229 114L231 115ZM41 114H42V115H41ZM219 114H222V113H219ZM229 114H227V116H228ZM261 114H262V113H261ZM55 115H56V116H55ZM57 115L60 116L61 118L58 117ZM216 115H217V114H216ZM225 115H226V113H225ZM230 115H229V116H230ZM233 115H231V116H233ZM236 115H237V116H236ZM54 116H55V117H54ZM223 116H224V114H223ZM244 116H245L246 118H245ZM252 116H253L254 118H253ZM43 117H44V118H43ZM52 117H54V118H52ZM56 117H58L60 120H59L58 118H56ZM237 117H239L238 120L236 119ZM33 118H34V117H32L31 119H29V120L31 121V122L29 121L30 123H32V122L34 123V119H33ZM38 118H39V119H38ZM40 118H41L44 122H42ZM250 118H249V120H250ZM260 118H259V119H260ZM49 119H50V120H49ZM62 119L64 120L65 123L62 122V121H63ZM254 119H256V120H254ZM58 120H59L60 123L58 122ZM262 120H264V119H262ZM262 120L260 119V121H262ZM40 121H41V122H40ZM254 121H255V122H254ZM50 122L52 123V125L54 124L52 127L50 126V124H51ZM245 122L249 123V125L247 124L246 127H245V124H246ZM258 122H259V121H258ZM40 123H41L42 125H41ZM45 123H47V124H45ZM241 123H240V124L237 123L238 126L241 125ZM259 123H260V122H259ZM28 124H29V123H28ZM48 124H49V125H48ZM55 124H56V125H55ZM63 124H64V125H63ZM256 124H258V123H255V125H256ZM30 125H31V124H30ZM30 125H28V127H29ZM45 125H46L47 127H46ZM65 125H66L67 127H66ZM69 125H70V126H69ZM77 125H78V126H77ZM48 126H49V128H48ZM58 126H59V127H58ZM75 126H76V127H75ZM236 126H237V125H236ZM238 126H237L238 129H237L235 126H233L234 129L232 128V129L234 130L233 133H234L235 135H234L233 133H232L231 135H233L234 137H236V134H238V133H236V132H238L239 128H240V129L242 128L241 126H239V127H238ZM40 127H41V128H40ZM45 127H46V128H45ZM54 127H55L56 129H55ZM57 127H58V129H57ZM62 127H64V128H62ZM68 127H70V128L72 127L73 129L71 128V129H72V130H71V129L68 128ZM248 127H247V128H248ZM254 127H256V126H254ZM47 128H48V129H47ZM60 128H61V129H60ZM67 128H68V129H67ZM247 128H246V131H245V132L248 131ZM29 129H31V128H29ZM44 129H45V132H46L47 134H45V132L43 131ZM53 129H54V130H53ZM59 129H60V131H59ZM65 129H66V131H65ZM232 129H231V130H232ZM251 129H252V130H251ZM51 130H52V131H55V132L52 133ZM233 130H232V131H233ZM235 130H236V131H235ZM241 130H242V129H241ZM244 130H245V129H244ZM31 131H32V130H31ZM47 131H48V132H47ZM56 131H57V132H56ZM254 131H255V130H254ZM49 132H51L53 135H52L51 133H49ZM73 132H74V131H73ZM242 132L245 133L244 131H242ZM250 132H248V133H250ZM29 133H30V134H29ZM42 133H43L44 135H43ZM48 133H49V135H48ZM58 133H60V134H59L60 137H58ZM61 133H62V134H61ZM217 133H218V132H217ZM50 134H51L52 137L50 136ZM54 134L57 136V138H56V136H55ZM221 134H222V133H221ZM32 135H33V134L30 132V130H26V136H27L26 139H28V140H27V141H28L27 144H28V143H31V142L34 141V138H31V137H30V136H32ZM47 135H48V136H47ZM218 135H220V133H218ZM245 135H246V134H245ZM248 135H249V134H247V137H246L247 139H246L245 141H247V140L249 139V138H248ZM250 135H251V134H250ZM49 136H50V139H52V140L49 139ZM53 136H54V137H53ZM237 136H238V135H237ZM220 137H222L223 139H221ZM220 137L217 136V140L220 138L219 140L222 141L223 143L221 142L220 147L218 146V147H219L218 149H220V148H221V145H223L222 149H225V148H226V149H228L229 152H228L227 150H226V152H225V150H222V151H224V153L222 154V151H220L221 149L218 150V151H219L223 156H224V154H225L226 157H228L229 155H231V156H230L231 158L228 157V158H226L228 161H227V160L225 161V160H223V156L219 153V155L222 156V157H221L222 159H221L220 157H219V158L217 157V158L219 159V161H217L218 159H215V161L209 162V163H212V165H213V163H214L215 166H211V167H213L214 170L217 169V170L215 171V172L218 171V172H217V173H218L217 175L214 174L215 172H213V168H212L211 171L213 172V174H212V175L210 174V173H212V172L209 173V175H211V176H209L208 174H206V175H208L210 178H209V177L207 178V176L205 175V176H206V179H205V176L203 175V174H205V172H204V173H201V174L204 176V179H205L206 181H203L204 179H203L202 181L198 180L199 183H198V185H196L197 182H195V180L200 179L201 174H200V177H199V176L197 177V179L194 178V179L192 180V178H191L190 180H188V181H191V180H192L191 182L194 181L193 185L195 184L194 186H195V188H197L196 186H198V187L201 186V185L203 186L204 183H207L209 180H211V179H213V178H215V179H214L215 181H216V179H217V181L219 182V183L217 182V183H218V186H219V187L221 186V189H220L219 187L216 188L217 184H216V183H215L216 185L213 184L214 181H212V180H211V181H212L213 183L211 182L210 185H208V186H206V184H205V187H202V186H201L202 188H197V189L194 188V189H195V192H196V191L200 192V191H199L200 189L202 190V192H200V193H196V195H199L197 198H199L200 196H202L203 192H205L206 194H207V192H208L207 195L204 194V195L206 196V199H207V197H209V196H208V195H209V192H211V191H205V189L207 188L206 190H211L210 188L208 189V187H211V188H212V187H215V188H216L215 190L212 189V194H213L215 197H216V194H217V197H218V198H217V197L214 198L213 195L210 194L212 199H209V200H210L209 203H210V204H212L211 202L214 203L213 200H215L216 203L212 204L211 206H213V207H211L209 204H207V203H208V199H207V201H206V199L203 200V199H202L203 196H202V197H200L202 200L197 201V202H198V203H196L197 205H192V204H195L194 202H196V201L194 200L195 197H196V195L194 194L195 192L193 193V191H194V190H193V187H192L193 185H192L191 187H190V186H189V187L192 188V189H190V191H191V194H190V195L194 196V198H192V196H191V197L189 196L190 191H189L188 194H187L186 192H185V193L182 192V193H184V195H182L183 197L186 196V195L189 196V197L186 196V198H187V197L189 198V201H186L185 204H184L183 206H185V205L187 204V202H190V201L193 202V203L191 202V203H192V204H191L192 206L190 205V203H188L189 206H190V208H192V209H191L192 211L190 210V211H187V212H192V213H193V208L196 207V206H197L198 209H197V208H194V209H195V211H198V212H200L201 209L203 208V210H202L203 212L201 211V213H198V216H199V215L203 216V215L206 214V215H208V217H207L206 215L203 216V217L208 218V220L211 218V219H213V222L216 221L215 218H218L217 220H220V219H221V218L217 217L218 215H217V216L215 215L216 212H217V214L220 215L221 212L218 213V210L220 211V208H221L222 214H223L224 216H226V213H227V212H228V213L230 212V210L228 211V208H229V209L232 208V209H231L232 211H231L230 213H232L233 210L235 211V213H237V210H236V209L238 208V206H241V203H243V201H244V202H245V201L247 202V200L249 199V203H252L253 199H252V197H250V196H253V195H254V193H255L254 190L257 188L256 186H257V185L260 186L261 184H264V183H262V182L264 181V178H263V176H264V172H263V171H264V170L262 171V172H263V175H262V176H260V174L262 173V172L260 173V171H261L262 169H261V170H260V169H259V170L257 169V171H256V166L258 167V166L260 165V162H259L260 160H258L259 157L257 158V155L254 153V152H255L254 150H256V145H255L256 142L253 143V141H255V140H253L254 138H252V140H253V141H252V144H254L255 147L252 146V145L250 144V142H251V137H250V136H249V137H250V141H247V142L244 141L245 143H247L246 145H245V143H244V145H245V147H246V149H247V151H246V150H244V147L241 148L242 146H240V145H239L240 147L236 146L237 143L239 142L238 137H236V138H237L236 141H235L231 136H229V139H230V137H231L233 140L231 139V140H229V141H228L227 138H225V140H224V136H223V135H222V136L220 135ZM26 139H25V142H24V143H26ZM47 139H48V140H47ZM62 139H63V141H62ZM66 139H68V138H66ZM39 140H41V141H39ZM46 140L48 141V143L51 142L52 144L50 143V145H49V144L46 142ZM219 140H218V141H219ZM29 141H30V142H29ZM60 141H62V142H60ZM220 141H219V143H220ZM225 141H226V142L228 141V143L231 141L229 144H232L231 146L233 147V149L231 148V146H228V147H230V148H227L226 145H229V144L224 143ZM233 141H235V142L232 143ZM41 142H42V143H41ZM45 142H46V144H48L46 147L43 146V145H44L43 143H45ZM55 142H56V143H55ZM62 143H63V144H62ZM0 144H1V142H0ZM86 144H87V143H86ZM224 144H225V145H224ZM235 144H236V145H235ZM238 144H239V143H238ZM56 145H57V146H56ZM62 145H63V146H62ZM87 145H88V146H87V148H86V155L88 154V156H90V158L84 156V158L86 157L85 160H87L88 158H89V159H92V157H93V155H94V152H95V151H94L95 149L92 150V149L94 148L92 145H91V146H89V144H87ZM233 145H234V146H233ZM55 146H56L57 149L54 148ZM60 146H61V147H60ZM224 146H225V147H224ZM235 146H236V147H235ZM247 146H248V147H247ZM90 147H91V148H90ZM234 147H235V148H234ZM252 147H253L254 149H252ZM250 148L252 149V152L250 151V150H251ZM46 149H45V150H46ZM89 149H90V151H88ZM229 149H230V150H229ZM235 149H236V150H235ZM248 149H249V151H248ZM50 150H49V151H50ZM91 150H92V153H91ZM238 150H240V152H239ZM93 151H94V152H93ZM234 151H235L237 154H236ZM237 151H238V152H237ZM243 151H244V152H243ZM245 151H246V152H245ZM89 152H90L91 154H90ZM242 152H243V154H242ZM231 153H232V154H231ZM240 153H241V157H242V158L240 157ZM246 153H248V154H246ZM252 153H254V154H252ZM61 154H62V155H61ZM217 154H218V152H217ZM233 154H235V155L233 156ZM91 155H92V156H91ZM237 155H238L239 159H238ZM242 155H243V156H242ZM244 155H245V157H244ZM247 155L250 157L251 160L247 157ZM255 155H256V156H255ZM258 155H259V154H258ZM60 156H62V158H61ZM64 156H65V157H64ZM225 156H224V157H225ZM232 156H233V158H232ZM252 156H253L254 160H253V158H251ZM254 156H255V157H254ZM63 157L65 158V160H63ZM243 157H244V158H243ZM246 157L248 158V161H250V162L252 163L251 166L253 165L252 167L249 166V168H250V169L248 168L249 171H247V167H248V166H243V165H245L246 163H247L246 165H249V162H248V161H246V163H245ZM229 158H230L231 161H229ZM236 158H237L239 161L236 160ZM240 158H241V159H240ZM255 158H256V159H255ZM220 159H221L224 163H223V162H220V161H221ZM233 159H234V161H235L234 163H232V162H233V161H232ZM242 159H245V160L243 161ZM93 160H94V159H92V160H91L92 163H90V165L92 164L91 167H90V165L88 166L91 170L88 168L89 171H88V173H87V171H86V173H87V175H89V173H90L91 178L94 176V177H93L94 179H92V180H94V182H95V181H98V180H97L98 178L96 179V176H95V175L98 174V172H96V171H98L97 169H98V167H99L100 165L98 164L96 158H95L96 161L94 160V162H97V164L94 163ZM241 160L244 162V164H243V162L241 163ZM252 160H253V162H252ZM256 160H258L259 165H257L258 163H257ZM62 161H63V163H65V166H66V164H67L68 171L70 170V171H69L70 173H68L69 175H67L68 177L66 176V174H67L66 172H68V171H67V169H65L64 165L61 164ZM91 161H90V162H91ZM254 161H255V163H254ZM58 162H59V161H58ZM215 162H216V164H215ZM225 162H226V163H225ZM227 162H228V164H227ZM229 162H230V163H229ZM236 162H237V165L235 164ZM238 162H240V164H242V165H240ZM207 163H208V162H206V161L204 162L205 167H206V165H207L206 168L210 167V166H208ZM217 163H218V165H217ZM231 163H232L233 165H232ZM94 164H96V166L98 165V166H97V169L95 168L96 166H95ZM204 164H203V166H204ZM226 164H227V165H226ZM238 164H239V166H238ZM58 165H61V166H63V167L58 166ZM74 165H75V164H74ZM93 165L95 166V167H93V168H94V170H96V171H95L96 174L94 173V170H93V168H92ZM210 165H211V164H210ZM216 165H217V166H216ZM220 165H221V166H220ZM224 165H225V167H224ZM228 165H229V167H227ZM261 165H262V163H261ZM261 165H260V166H261ZM203 166H202V167H203ZM230 166H231V167H230ZM233 166H234V167H233ZM236 166H237V168H236ZM240 166H241V167H240ZM254 166H255V168H254ZM263 166H264V164H263ZM73 167H74V166H72V168H73ZM205 167H204V170H205ZM211 167H210V169H211ZM215 167H217V168H215ZM219 167H220V169H219ZM221 167L224 168V169H225V168H229V169H231V171L229 170V171H230V172H229L227 169L224 170V169H222ZM232 167H233V168H232ZM239 167H240V168H239ZM63 168H64L65 170H64ZM234 168H235V169H234ZM238 168H239V169H238ZM245 168H246V170H244ZM259 168H260V167H259ZM261 168H263V167L261 166ZM210 169H208V170H210ZM251 169H252L253 171H251ZM57 170H56V172H57ZM63 170H64V171H63ZM201 170H203V168H202ZM206 170H207V169H206ZM206 170H205V171H206ZM208 170H207V171H208ZM220 170H223V171H224L223 173H224L225 176H224L223 174H222V176H224L226 179L228 178L227 180H225V179L221 176L220 173H221L222 171L220 172ZM235 170H237V171H235ZM239 170H240V172H241V170H242V172L240 173ZM243 170H244L245 172H244ZM74 171H75V172H74ZM92 171H93V172H92ZM225 171H227L228 174H227ZM233 171H234V173H233ZM246 171H247V172H250V171H251V173L254 172V171H256V172L259 171V174H258L259 177L256 176L257 179H256V177H253V176L248 177V174H250V173L247 174ZM91 172H92V173H91ZM208 172H209V171H208ZM236 172H237V175H239V176L243 174L242 176H240L241 178H239V177L236 175ZM256 172H255V173H252V175L254 174V176H255ZM206 173H207V172H206ZM225 173H226V174H225ZM229 173H230V175L232 174L231 176H233V177H231V176L229 175ZM244 173H246V174H244ZM60 174H61L62 176H61ZM75 174H77V175H75ZM92 174H93V176H92ZM94 174H95V175H94ZM64 175H65V176H64ZM71 175L74 176V178H72ZM213 175H215V176H213ZM228 175H229V176H228ZM234 175H235V176H234ZM250 175H251V174H250ZM256 175H257V174H256ZM63 176H64V177H63ZM212 176H213V177H212ZM226 176H228V177H226ZM245 176H246V177H245ZM97 177H99V175H97ZM211 177H212V178H211ZM216 177H219V178L221 177V178L219 179V178H216ZM234 177H235V178H234ZM243 177H244V180L242 179ZM252 177H253V179H254V178H255V179H254V180H253V179H249V181H250V182L253 181V186L256 185V186H255L256 188L252 186L253 188H255L254 190H253V188L251 187L252 182H251L250 184H248L249 181L246 180V179H248V178H252ZM261 177L263 178V180L261 179ZM70 178H71V180H70L71 182H70V181H66L67 179L69 180ZM202 178H203V177H202ZM202 178H201V179H202ZM222 178H223V179H222ZM230 178H234V179L231 181ZM236 178H237V179H236ZM245 178H246V179H245ZM258 178H260V179H259L260 181H258ZM72 179H73V180H72ZM76 179H77V180H76ZM207 179H209V180H207ZM218 179H219V180H218ZM221 179H222V180H225V181L221 182V181H222ZM241 179H242V180H241ZM62 180H63V181H62ZM234 180H237V181H235V182H236L235 184H238V183H240L241 181H244V183L248 181V182L246 183V186H248V187L250 186V187L252 188V192L250 193V196L248 195V194H249L248 192L250 191L251 188H250V187H249V188H248V187H245V184H241V185L238 184L239 186H242V185H243V186L245 187V189H247V188L249 189V190L247 189L248 191L245 190V189L243 190L244 187L242 186L243 188H242V187H239V189H240V191H239L237 188L235 189V187H237V185L234 186V185H235L234 182H233ZM255 180H256L257 182H259L260 184L256 183ZM261 180H262V181H261ZM75 181H77V183H76ZM169 181L172 182L171 179H170ZM226 181H227V183L230 181V182H229V183H230V185H229L230 187L232 186L231 182H233L234 185L232 186V188H234L235 190H234V189H233V190L231 189L232 191L230 190V192H229V189H227L228 191L225 190L227 187H224V188H223V187H222V183H223L224 186H226V185L228 186V184L225 183ZM66 182H67V183L70 182V184H69V183L67 184ZM73 182H74V183H73ZM94 182H93V183H94ZM220 182H221V183H220ZM59 183H60V185H59ZM75 183H76V184L79 183V184L76 186ZM200 183H203V184H200ZM242 183H243V182H242ZM64 184H65V185H64ZM71 184H72V185H71ZM199 184H200V185H199ZM220 184H221V185H220ZM225 184H226V185H225ZM247 184H248V185H247ZM66 185H69V186H66ZM70 185H71V186H70ZM184 185L187 186V183L184 184ZM189 185H191V183H190ZM211 185H213V186H211ZM214 185H215V186H214ZM61 186H62V187L64 186V188L60 189ZM262 186L264 187V185H262ZM74 187H75V189H76V192H75V190H74ZM77 187H78V188H77ZM263 187H262V188H263ZM65 188H66V190H65ZM68 188H70V189H68ZM94 188H96L95 185H94L93 188H91V190L93 191ZM203 188H204V189H203ZM218 188H219L218 191H219V193H220L221 195L218 194V192H216V190H217ZM241 188H242L243 191H245V192L247 191V192H246V193L242 192ZM260 188H261V187H260ZM262 188H261V189H262ZM77 189H79V190H77ZM184 189H186V187H185V188L183 187L182 190H184ZM198 189H199V190H198ZM222 189H224V190H222ZM263 189H264V188H263ZM263 189H262L261 191H260L259 189H256V190H255V191H256L255 194L258 193L257 195L260 194V195L262 196V194L264 193ZM68 190H69V191H68ZM70 190H71V191H70ZM72 190H74V191H72ZM192 190H193V191H192ZM236 190H238L241 194H243V196H244V194H247V193H248V194L245 196V198H247V199L242 200V198H244V197H242L241 194L239 195V192L236 191ZM81 191L83 192L84 195L82 194V196H79V195L81 194V193H79V192H81ZM185 191L188 192V189L185 190ZM213 191H215L216 193L214 194ZM220 191H221V192H220ZM222 191H223V193H222ZM262 191H263V193H262ZM69 192H72V195L74 196V197H73V196H72V197H73L74 199H73L72 197L70 198L71 200L68 199V198L71 196V195H69V194H70ZM90 192H91V191H89V194H92V193H90ZM226 192H228V193H226ZM232 192H236V193L233 194ZM73 193H74V194L77 193L76 195L78 196L77 198H78L79 200L76 198V196H75ZM138 193H140V192H138ZM182 193H181V194H182ZM229 193H231V194L229 195ZM59 194H58V195H59ZM86 194H87V195H86ZM185 194H186V195H185ZM193 194H194V195H193ZM222 194H224V195H222ZM237 194H238V195H237ZM251 194H252V195H251ZM68 195H69V197H68ZM85 195H86V199H84V198H85ZM219 195H220V196H219ZM227 195L229 196V197L227 198L228 200H230V201H233V200H234L235 202H237V204H236V203H235V204H234V203L232 204V202L226 200L225 197H227ZM234 195H236L237 198H238L239 196H241V200H242V202H241L240 204L238 203V201H236L237 198H234V199H233V198L231 197L233 200L230 198V196L236 197V196H234ZM260 195H259V196H260ZM182 196H181V197H182ZM205 196H204V198H205ZM221 196L224 197V199H223ZM247 196H248V197H247ZM259 196H258V203H259V201H261V200L264 201V198H262V197L260 196V198H262V199H260ZM263 196H264V194H263ZM61 197H62V199H61ZM67 197H68V198H67ZM81 197H82V198H81ZM91 197H92V199L90 200ZM254 197L256 198L257 196L255 195ZM65 198H66V199H65ZM88 198H89V201H87ZM186 198H185V199H186ZM188 198H187V200H188ZM190 198H192L194 201L191 200ZM197 198H196V199H197ZM200 198H199V199H200ZM209 198H210V197H209ZM220 198H221L222 200H224L225 203L228 201V202H227L228 205L226 206V204L224 203V201L219 200ZM75 199H76V201H77V200L80 201L81 199H83V200H81V202H82V204H84V205H82V204H78V203H79L78 201H77L78 203H76ZM182 199H184V198H182ZM182 199H181V200H182ZM199 199H197V200H199ZM60 200H61V202H60ZM73 200H74V203H73ZM84 200H85V201H84ZM218 200H219V201H218ZM238 200L240 201V197L238 198ZM251 200H252V201H251ZM254 200H255V199H254ZM63 201H64V202H63ZM65 201H66V203H65ZM68 201H69V202H68ZM83 201H84L85 203H86V202L89 203L90 201H93V202H90L89 204L86 203L87 206H88V207H86V206H85L86 204H85ZM204 201L207 202V203H206L207 206L205 205V209H204L203 206H201V205L205 204ZM221 201H222V203H221ZM234 201H233V202H234ZM250 201H251V202H250ZM67 202H68V204H67ZM70 202L72 203V205H71ZM81 202H80V203H81ZM229 202H230V204H229ZM246 202H245V203H246ZM253 202H254V201H253ZM59 203H61V204H59ZM62 203H63V205H62ZM75 203L78 204V205H76ZM91 203H93V204H91ZM223 203H224L225 205H224ZM247 203H248V202H247ZM247 203H246V204H247ZM258 203H256V204H257L256 207H255V202H254V205H253L254 207H252L251 204H250L249 206H246V207H247V208L250 207L249 209L253 208V210L251 209V211H252L253 213H254V209L258 207V208H257V209H258L257 211H256V209H255V215H257L258 212H259V211L262 212L263 210L261 211V209L264 208V204H262V207H259V206H261V203H260L259 205H258ZM262 203H263V202H262ZM65 204H66V205H65ZM90 204H91V205H90ZM198 204L201 206V207L199 206L200 208L198 207ZM218 204H219V205L221 204V206H219ZM246 204L242 205L241 208L239 207V208L241 209V213H240V215H241V214H246V213H247L246 211L249 210V209L247 210V208H245V205H246ZM252 204H253V203H252ZM70 205H71V206H70ZM73 205H75V207H76V206L78 207V206L80 205V207H78V208H80V210H79L77 207L75 208ZM81 205H82V207H81ZM217 205H218V206H217ZM222 205H224V207H226L227 209L223 208ZM229 205H230V206H229ZM232 205H233V206L236 205L237 208H236V207H233ZM237 205H238V206H237ZM64 206H65L66 208H64ZM84 206H85L86 208H85ZM216 206L219 207L218 210L215 209V208H217ZM62 207H63L64 209H62ZM70 207H71V208H72V207L74 208V210L72 209V211H74V212H72V213L69 212V210L71 209ZM167 207H168V205H167ZM185 207L187 208V206H185ZM209 207H211V210L214 209V210H217V211H213V210H212V212H210V213L208 214V212H209V210H210V209H208ZM214 207H215V208H214ZM242 207H244V208L246 209V211H244L245 209H243V211H242ZM81 208H82V209H81ZM92 208H93V210H94V205L92 206ZM181 208H183V207H181ZM188 208H189V207H188ZM233 208H234V209H233ZM239 208H238V210H239L238 212H240V209H239ZM168 209H169V208H168ZM168 209H167V210H168ZM184 209H185V208H183V210H184ZM224 209L226 210V211H225V214H224V212H223ZM77 210H79V211H77ZM93 210H92V211H93ZM183 210L180 209V211H183ZM199 210H200V211H199ZM211 210H210V211H211ZM66 211H65V213H67ZM76 211H77V213L80 214L79 216H76V215H78V214L76 213ZM168 211H169V210H168ZM249 211H250V210H249ZM251 211H250V212H251ZM90 212H91V211H90ZM187 212H185L186 215H188ZM205 212H206V213H205ZM213 212H214V214H213V216H212V213H213ZM244 212H245V213H244ZM250 212H248V213H250ZM252 212L250 213L251 216H252ZM256 212H257V214H256ZM260 212H259L260 215H262V213H263V215H262L263 219H260V217H261L260 215H259V217H258V216H255V215L253 214V217H254V218L257 217L256 219H257L258 223L260 222V223L262 224V222H264V221H263V220H264V211H263L262 213H260ZM182 213H184V212H182ZM192 213H189V214H191V216H189L190 218L193 217V214H192ZM194 213H195V212H194ZM203 213H204V214H203ZM228 213H227V217H225L226 219H225V218H222L220 221H218V222L216 221L215 223H213V224H217V225H218L217 227H220V226H221V227H220V231H221V232L219 231V229H218V231H217V229H215V228H216L215 226H213V227H211V226H207V227H208V228H207L208 231L205 230V229H206V224H205V222H204V221H205L204 219H206V218H203V217H202L200 220H202V219L204 220V221H201V222H202V223L204 222L205 226H203V227H199V225L201 226L202 223L199 224V225H197V224L200 223V222L198 221V219H199L201 216H200L199 218L197 217L198 219L196 218L197 214L194 215V217H193V219H194V218L197 219V220L195 219V221L198 222L197 224H196V222L193 220V221L195 222V224H196V228H197V229L199 228V229L201 230V229H203V228L205 227V228H204V230H205L204 232H205V233H206V231L209 232L208 235H211V234H212L211 232H213V235L209 236V238H211L210 241H211L213 238H215V237H218V236L220 237L219 239H216V238H215L216 240H219V242H217V241L215 242L214 240H212V242L214 241L215 243H211V242L208 241L209 239L205 236V235H207V234H203V235H202V236H204L203 239L205 238V239H207V240H205V239L202 240V238L200 239V237H199V239L202 241V243H203L204 241H208V245L205 244L206 242L203 243L204 246H206V248L202 247L203 244H202V245L200 244V243H201L200 240H199L200 243H198L199 241H198V242H197V241L195 242V244L197 243V244H200V245H201V246H200V245H197L198 247H202V248H204V250L202 249L203 251H205L206 249H207V250L210 249V250H209L210 253H209V251H207V250L204 252V253L208 252L210 255L213 254V256H212V255L210 256V260H211L214 256H216V255H214V254H217V257H216V258L214 257V258L216 259V260H215V259H214V260L217 261V262H215L214 260H212V262L214 261L215 264H217L218 262H220L221 264H222V263L227 264V262H228L230 259H231V260H230L228 263L233 264L232 259H233V258H236V257L239 255V253H238L237 251H236L235 253H234L231 249H230V251H229V250L227 249V247H228L227 245H225V246H227L226 248H225V246L222 247V246L224 245L222 242L224 241V243L226 244L228 241L225 242V240H227V239L224 238V239H225V240H224V239L222 238L221 235H218V236L215 235V234H219V233L221 234L222 232L225 233V230H227V228L230 229V227H228V226H231V227L233 228V224L236 223V224L238 225V223H239V222L243 219V217L245 216V215H244L243 217L241 216L240 218H242V219H241V220L239 219V220H240L239 222L236 221V222L234 223L233 220H234V221H235L236 219L238 220L237 217H239L240 215H239V216L237 215V217H236V215H234V214L230 215V214H228ZM71 214H72V215H71ZM74 214H76V215H74ZM177 214L181 215V212H179V213H177ZM202 214H203V215H202ZM222 214H221L220 216H221V217H224ZM238 214H239V213H238ZM66 215H67V214H66ZM209 215H210V217H209ZM214 215H215V216H214ZM233 215L236 217V219H235V217H234ZM247 215H248V217H247ZM247 215L245 216V217H247V218H245V219L248 220V218H249L250 215H249V214H247ZM68 216H69V215H68ZM182 216H183L182 218H184V215H182ZM211 216H212V217H211ZM228 216H229V217H228ZM231 216L234 217V219H233V218L231 219V218H230ZM64 217H65V215H64ZM64 217H63V218H60L59 225H61V223L63 224V221L65 220ZM79 217H80V218H79ZM175 217H178V216L176 215ZM187 217H188V216H187ZM189 217H188V218H189ZM214 217H215V218H214ZM262 217H261V218H262ZM77 218H78V219H77ZM182 218L180 219V217H179L178 220H179V219L182 220ZM254 218H252V219L255 221L256 219H254ZM72 219H73V218H72ZM83 219H84V218H83ZM185 219H186V220H185L184 224H183V221H182V224H183V225H185V223H186V221H187L186 216H185ZM224 219L227 220V221H225ZM228 219H230L231 221L228 220ZM245 219H243V221H245ZM252 219H251V217H250V218H249V221H251ZM259 219H260L262 222H261ZM84 220H85V219H84ZM84 220L82 221V219H81V220L78 221V223L81 221L80 223L83 222L82 224H84V223H85ZM191 220H192V218H191ZM208 220L206 219V222H207ZM222 220H223V223L225 222L224 224H222ZM247 220H246L245 222L248 223L249 221H247ZM61 221H62V222H61ZM188 221H189V219H188ZM188 221H187V222H188ZM193 221L188 222V224L186 225V226H188V227H186V226L184 227V226L182 225V226H183V229H184V230H186V229L189 230V233H190V232L193 230L192 228H195V227H194L195 224L193 223ZM210 221H212V220H210ZM210 221H208L207 223H210ZM228 221H229L230 223H229ZM243 221H242V222H243ZM257 221H255V223H257ZM60 222H61V223H60ZM140 222H141V221H140ZM178 222H180V224H181V221H178ZM178 222L176 221V223H178ZM237 222H238V223H237ZM242 222H240V224H242V226L245 228L244 225L247 224V223L244 224V223H242ZM252 222H253V221H252ZM80 223H79V224H80ZM108 223H109V226L111 227V225H110L111 222H108ZM190 223H192V226H193V225H194V226L191 227V229H188V228H189V225H191ZM219 223H221L220 226H219ZM226 223H229L230 225H227ZM250 223H251V222H249V224H250ZM255 223H252V224H251L252 226L250 227V230L248 229V231L255 230V231H257V232L259 231L260 233H261L262 231H264V228H263L264 226H262V225H264V224H262V225L260 224V225H259V224H255ZM79 224H78V226L80 227L82 224H80V225H79ZM85 224H86V227H85ZM85 224H84V227L87 228L88 231H87L86 229H84V228H82V229H83V230H86L87 232H89V231H90L89 225H88L87 223H85ZM135 224H139V223H136V222H135ZM135 224H134V225H135ZM180 224H179V225H180ZM240 224H239V225H240ZM249 224H247L246 226L249 227V226H250ZM253 224H255L256 226L259 225L258 228H256V226L253 227V226H254ZM87 225H88V227H87ZM131 225H133V222H132ZM134 225H133V226H134ZM139 225H140V224H139ZM139 225H137V226H139ZM202 225H203V224H202ZM208 225H209V224H208ZM210 225H212V224L210 223ZM222 225H224V226L227 225V228L225 227L226 229L224 230V228H222ZM76 226H77V224H76ZM82 226H83V225H82ZM137 226H136V227H137ZM224 226H223V227H224ZM260 226H262V227H260ZM92 227H93V225H92ZM131 227H132V226H131ZM139 227H140V226H139ZM179 227H180V229H177V230H179L178 236H177V233H176L177 230H175V232H174V233H176V234L173 233L174 235L177 236L176 238L179 237V239H178L179 241L176 239V240H177L176 245H178L179 247H177V246L175 245V249H174V252H175V253H174V255L176 254V252H177V254H178V251H175V250H177L176 248H180V246H183V245L186 246V244H185V242H186V237H185V236H186V234L188 233V231H187V230H186V231H182L183 233L186 232V234H184L185 236L183 237V241H184V240H185V241L182 243V242H181L182 239H181L180 235H182L183 233H182L180 230H183V229H182L181 225H180ZM239 227H240V230L242 231L243 228H242L241 225H240V226H238V228L235 226L234 229H232V230L230 229V232H231L232 234H231L230 232H228L229 230H227L226 233H227V234L230 233L231 237H232V236H236V235H240V236H242V235L244 234V231H243V233L240 232V233H241V234H240V233H239V231H240V230H239ZM252 227H253V228H252ZM80 228H81V227H80ZM132 228H133V227H132ZM175 228H177V227H175ZM185 228H186V229H185ZM213 228H214L215 231H212ZM221 228H222L224 231H222ZM254 228H256V229H254ZM260 228L263 229V230H261ZM93 229H94V230H93ZM93 229H91V231H90V233H92V231H93L92 234H94V231H95L96 227H94ZM108 229H110V228H108ZM129 229H131V228L129 227ZM137 229H138V228H137ZM139 229L141 230V228H139ZM171 229H172V228H171ZM197 229H196V232H197ZM210 229H212V230H210ZM237 229L239 230L238 233H237V231H236ZM246 229H247V228H245V232L247 231ZM251 229H252V230H251ZM134 230H135V228H134ZM172 230H173V229H172ZM194 230H195V229H194ZM194 230H193L192 232H194ZM209 230H210V231H209ZM233 230H234V233L232 232ZM260 230H261V231H260ZM86 231H84V232H86ZM110 231H111V229H110ZM248 231L246 232L247 235H246V234L243 235V237H242L243 240H244V239L246 240V239L248 238V234L251 235V233L253 232V231H252V232H249V233H248ZM255 231H254V232H255ZM81 232H83V231H81ZM108 232H109V231H108ZM177 232H178V231H177ZM199 232L201 233L202 230H201V231L198 230V233H199ZM204 232H203V233H204ZM214 232H217V233L214 234ZM235 232H236L237 234H236V235H233V234H235ZM257 232H256V233H257ZM109 233H110V232H109ZM180 233H182V234H180ZM189 233H188V234H189ZM194 233H195V232H194ZM194 233H193V234L190 233V234H189V238H192L193 235H195L194 238H198V234L196 233V234H197V237H196V234H194ZM210 233H211V234H210ZM226 233H225V234H226ZM260 233H258V234H255V233H254V234H255V235H259ZM111 234H113V232H112ZM111 234H108L107 237H108V238L110 237L109 239H110V240L112 239V240H111L112 242H109L110 240L108 241V238H107V239L105 238V239H106V242L108 241V242H109V245H110V246L107 245L108 248H109V247H110L109 249H113V248H115V249H113L114 253H115V251H116V252H117V251H118V252L120 251L119 254H121L122 252H123V254H124V253H125V254L128 253V252L126 251L127 248L124 247V246H126V244H127V241L125 240V239H127V238H126L127 234H125V236H124V235H122V234H123L122 232H121V233H118V234H121L120 237L117 236L118 239H114V240H116V241L118 240V242H116V241L113 240V238H115L116 235H115V237H113ZM179 234H180V235H179ZM191 234H192V235H191ZM201 234H202V233H201ZM201 234H200V235H201ZM227 234H226V236L228 237V239L231 238V237L229 236V234H228V235H227ZM254 234H253V235H254ZM262 234H263V233H262ZM109 235H110V236H109ZM113 235H114V234H113ZM208 235H207V236H208ZM250 235H249V236H250ZM253 235H251V236L249 237V239H250L251 237H253ZM182 236H183V235H182ZM212 236H213V238H212ZM244 236H246L247 238H246V237L244 238ZM259 236L261 237V235H259ZM259 236H256V237L258 238V243H259V241L261 240V238L259 239ZM104 237H105V236H104ZM111 237H113V238H111ZM174 237H175V236H174ZM174 237H173V238H174ZM223 237H225L224 234H223ZM237 237H239V236H237ZM256 237H253V238L256 239ZM99 238L102 239L103 237H99ZM119 238H120V239H119ZM121 238H122L123 240H122ZM173 238H172V239H173ZM189 238L187 239V243H189V242H190L189 240H191V239H189ZM221 238H222V239H221ZM242 238L239 237L238 240L235 239V242H236V241H239L240 239L242 240ZM253 238H252V240H254V242L250 239L251 242H250L249 244H252V242H253V244H252V245H249V247L247 246V244H248V242H249V239L246 240V241H247V244L244 243V241L241 242V243L236 242V243H238V244H236V243H234V241H231V240H229V242L231 241V242L234 243V244L229 243V242H228L229 244H228V243H227V244L230 245V246H232V247H236V248L238 249L239 244L241 245V244L243 243V244H242V247H243L242 249H244L243 251L246 252V251H247V250H246L247 248H249V249L251 250V249H253V248H255V247H258V246L260 247V246H261V243H262V241H263V239H264V236L262 237V238H263L262 241H260V243H259L260 245L256 243V242H257V241H256L257 239L255 240V239H253ZM103 239H104V238H103ZM105 239L102 240V241H101L100 239H99V240L96 239V242L99 241L96 245H98V244L100 243V241H101L102 243L105 244V242H103V241H105ZM174 239H175V238H174ZM174 239H173V240H174ZM192 239H193V238H192ZM220 239H221V241H220ZM231 239H234V237L231 238ZM121 240H122L123 242H122ZM124 240H125L126 242H125ZM170 240H171V239H170ZM193 240L195 241V240H197V239H193ZM113 241H114L115 247H113V246H114ZM119 241H120V242H119ZM174 241H175V240H174ZM188 241H189V242H188ZM191 241H192V240H191ZM194 241H193V242H194ZM255 241H256V242H255ZM94 242H95V241H94ZM124 242H125V243H124ZM180 242H181V243H180ZM193 242H192V243H193ZM110 243H111L112 245H111ZM117 243H118V244H117ZM120 243H121V244H120ZM173 243H174V242H173ZM216 243H217V244H220V246L222 245V246H221L222 249L225 248L226 250H222L221 248H219V250H218V247H216ZM254 243H255L256 245H254ZM116 244H117L118 246H117ZM119 244L121 245L122 248L119 246ZM179 244H181V245H179ZM189 244H190L191 246L194 245V243H193V244L189 243ZM209 244H210V245H209ZM212 244H213V245L215 244L216 249H213V247H212L213 245H212ZM231 244H232V245H231ZM244 244H246V245H244ZM262 244H264V243H262ZM105 245H106V244H105ZM123 245H124V246H123ZM211 245H212V246H211ZM234 245H235V246H234ZM111 246H112V248H111ZM208 246H210V248H209ZM218 246H219V245H218ZM230 246H229L228 248H230ZM245 246H247L246 249H245ZM250 246H253V247L250 248ZM254 246H255V247H254ZM116 247H118V248H116ZM119 247H120L121 249H120ZM186 247H188V244H187ZM194 247H196V246H193V248L190 247V248H191L190 250H191V251H196V250L199 251V250H201V248H198V249H197V248H194ZM211 247H212L213 250L211 249ZM215 247H214V248H215ZM232 247H231V248H232ZM263 247H264V246H262V247L259 248V249H258V248H255L256 251H254V250H255V249H254L252 252H250V251H247V252H250V253L252 254V255H251L252 257H257V256H256V255H258L257 253H258L259 250L262 249ZM129 248H130V250L133 248V249L131 250V252H132L133 255L135 254V252H137V249H135V247H132V248L129 247ZM129 248H128V249H129ZM173 248H174V247H173ZM181 248H183V247H181ZM181 248H180V249H181ZM188 248H189V247H188ZM208 248H209V249H208ZM236 248H235V249H236ZM116 249H117V250H116ZM122 249H123V250H122ZM124 249H125V250H124ZM134 249H135V252L133 251ZM185 249H186V248H184L183 250H181V251H182V253H181L182 255H185V254L187 253V250H188V249H187V250H185ZM193 249H194V250H193ZM195 249H196V250H195ZM220 249H221V251H220ZM237 249H236V250H237ZM240 249H241V247H239V250H238V251H240ZM242 249H241V251H242ZM130 250H129V251H130ZM190 250H189V251H190ZM202 250L199 251V254L202 252ZM211 250H212V251H211ZM215 250H216V252H217V250H218V252H220L219 254H220L221 256H219L218 253L213 252V251H215ZM227 250H228L229 252H228ZM233 250H234V248H233ZM121 251H122V252H121ZM124 251H126V252H124ZM185 251H186V253H185ZM222 251H223V253H222ZM224 251H225V252H224ZM226 251H227L228 253H227ZM241 251H240V252H241ZM243 251H242L241 254L238 256L239 259L243 258L242 256H244V255H243V254H244ZM183 252H184L185 254H183ZM211 252H213V253H211ZM232 252H233V253H232ZM255 252H256V255H254ZM179 253H180V252H179ZM189 253L192 254L193 252H188L187 254H189ZM196 253H197V251H196L195 253H193V254L196 255ZM221 253H222V254H221ZM224 253H227V254H225V255H226V256H225L226 258L224 257ZM231 253H232V254H235V255H232ZM242 253H243V254H242ZM253 253H254V254H253ZM109 254H111V253H109ZM128 254H129V253H128ZM128 254H127V255H128ZM130 254H131V253H130ZM193 254L190 255L192 260L194 259V258H192ZM197 254H198V253H197ZM199 254H198V255H199ZM201 254H203V253H201ZM236 254H238V255L236 256ZM247 254H248V253H247ZM247 254L245 253V256H244V257L247 258ZM259 254H260V252H259ZM127 255H126V256H127ZM133 255H131V256L129 255V256L132 257ZM207 255H208V254L206 253L205 260H206V259L208 260ZM222 255H223V256H222ZM241 255H242V256H241ZM261 255L263 256L264 254H262V253L260 254V258H261V259H264ZM185 256L187 257L188 255H185ZM185 256H184V257H185ZM190 256H188L189 258H187V260L190 259ZM204 256H205V255H204ZM204 256H203V257H204ZM228 256H230V257H228ZM240 256H241V258H240ZM107 257H108V256H107ZM107 257H106V258H107ZM110 257H111V255H109V257L106 259V260H108V261H107V262L105 261V264H108V262H109L110 264H114L113 261H112L113 259L111 260ZM176 257H177V258H179V257L182 258L183 256H181V255L178 254V255H175V258H176ZM184 257H183V258H184ZM194 257H195V256H194ZM220 257H221V258H220ZM222 257H224V258L226 259V261H224V260H225L224 258H223L224 260H222ZM232 257H233V258H232ZM238 257H237V258H238ZM249 257H250V255L248 254V259H250ZM252 257H251V258H252ZM111 258H112V257H111ZM175 258H174V259H175ZM181 258H180V261L182 262L183 260H181ZM199 258L203 259V258L200 257V256H199ZM199 258L197 257V261L199 260ZM227 258H228V259H227ZM246 258H245V262L243 261L244 258H243V260L241 259L242 261H241V260H238V259H237V261L240 262V264H241V262H242V264H243V262H244V264H247V263H246L247 261L251 264V262L253 261L252 264H255V262L258 263V260H259V259H256V258H255L256 260H255V262H254L253 258H252V260L250 259L251 261H250V260H247ZM184 259H186V258H184ZM195 259H196V257H195ZM203 260H204V259H203ZM207 260H206V262H207ZM218 260H220V261H218ZM227 260H228V261H227ZM110 261H111V262H110ZM175 261H176V259L174 260V262H175ZM178 261H179V260H178ZM184 261L186 262V260H184ZM184 261H183L182 263L186 264ZM193 261H194V260H193ZM193 261H192V263H193ZM197 261H196V262H197ZM221 261H224V262H221ZM233 261H234V260H233ZM237 261L235 260V261H234V262H235L234 264H237ZM261 261H262V260H261ZM261 261H259V263L263 264V263H264V262H263L264 260H263L262 262H261ZM103 262H104V261H103ZM208 262H209V260H208ZM212 262H211V263H212ZM214 262H213L212 264H214ZM175 263H176V262H175ZM187 263L190 264L191 261L188 260ZM192 263H191V264H192ZM194 263H195V262H194ZM220 263H219V264H220ZM259 263H258V264H259ZM12 264H13V263H12ZM102 264H103V263H102ZM173 264H174V263H173ZM176 264H177V263H176ZM179 264H180V262H179ZM197 264H203V261L201 260V262H200V260H199V262H197ZM209 264H210V263H209ZM238 264H239V263H238Z\"/></svg>","mask_w":264,"mask_h":264}]
</instances>
